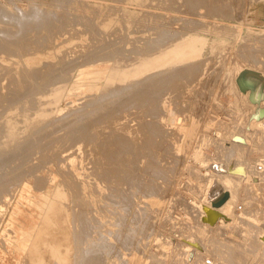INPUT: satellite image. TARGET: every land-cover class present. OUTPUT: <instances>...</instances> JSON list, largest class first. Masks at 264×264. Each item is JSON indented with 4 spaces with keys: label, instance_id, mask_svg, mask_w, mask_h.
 <instances>
[{
    "label": "rangeland",
    "instance_id": "obj_1",
    "mask_svg": "<svg viewBox=\"0 0 264 264\" xmlns=\"http://www.w3.org/2000/svg\"><path fill=\"white\" fill-rule=\"evenodd\" d=\"M31 1V2H30ZM37 1H39V2H37ZM56 2L58 1V0H55ZM63 0H59L57 3H58V5H57V3L56 2H54V0H0V9H2L3 11H4V13H6L7 14V12L6 11H8V12H11L14 8H18V7H20V8H23L25 11L26 10H29L28 9V6H29V8L32 6L31 5V3L32 2H35V3H33V4H35V5H37V6H40V7H42L43 6V4L45 5L44 6V8L43 9H45L46 11H47V9H48V11L50 10H52V11H56V10H60V11H62V10H65V8H66V10L64 11V12H67V13H71V17L72 16H74V14L76 15V16H74V18L76 19V17H78V21H79V19H83L85 22H78L77 20H74L73 19V17L71 18V19H73V20H69V23H68V25H67V23H66V25L65 24H63V26H61V27H58V26H56L57 28H59V29H57L56 27H55V29L56 30H58V31H56L55 29H53V30H55V31H50V32H48V34H31V33H29L30 35H27L25 38H23L24 40H23V42L24 43H26L27 45H29V43H30V45H29V47L26 45V44H24L23 43V46L26 48V50L24 49V47H22V46H20V49L22 50V52H23V54H21V51H20V49H19V54L17 53V54H13V53H15V52H13L12 50L13 49H11L10 50V48H7L6 47V45H3V46H5V47H0V49L1 50H3L4 52L3 53H5V54H7V51H9L8 53H10L11 51L13 52V53H10V54H12L11 56H10V54H7L6 56L4 55V54H2V51L0 50V55L2 54L3 56H5V57H3L2 55L0 56V61H1V63H0V65L2 66V68H0V70H2L3 69V67L6 69H4L3 71H5L7 74V76L4 74V76H2L1 77V75H0V84H3V85H0V88H5L6 89V91H4L5 89H0V92L1 91H4V92H7L8 90L9 91H11L12 90V88L14 87V85H15V87L13 88L14 90H16V92L14 91V90H12V92H8V95H14L15 93H16V95H17V92H18V97L17 96H15L16 97V99H18L19 101H20V99H21V94H23V96L22 97H24V95H25V92L27 91L28 92V89H35L36 91L34 92V93H36L37 92V90H39V89H37V86L40 84L41 85V88L40 89H42V90H39L40 91V93L42 92V93H44L45 91L48 93V91H49V93L51 94V95H53V93H54V95L53 96H51L49 93H48V96H46L47 95V93H46V95L44 96V95H42V94H40V95H38V93L39 92H37V94H35V95H38L37 97L39 98V99H41L42 100V98L43 97H45L44 98V100H42V102H40L39 100H37L38 101V104H39V102H40V106H36L35 108H33L34 107V105H36V102L34 103V102H32V103H34V105L32 104L31 106V108L29 107V106H27V104H28V102H29V104H30V100L29 99H27V98H29L30 96H28L27 98H26V100H27V103H20L18 100H16L15 98H14V96L12 97H9L8 98V95L6 94V96H5V93L4 92H1L0 94V97L2 96H4L3 98L1 97L0 98V108H3L4 109V111L3 112H1V110H3V109H1L0 110V115L1 116H3L4 118L6 117V119H2V121H1V123H3V124H5V126L7 125V126H9V125H11L13 128L15 127V125H17V126H19V124H20V126H24L25 124V126L24 127H28V124H30V121L31 120H33L34 119V116L35 117H37L38 118V109H37V107L40 109V108H42V104L44 103L45 105L43 106V111H42V109H40L41 111H42V113H45L44 111L47 109V106L48 105H52V106H48V109L46 110V113L45 114H47L48 113V115H46L48 118H49V122L47 121V123H44L43 124V126L44 125H46V124H48L49 123V126L47 127V125L46 126H44V128H45V132H44V128L42 129H35V131H36V133H34L33 132V135H35V136H38V133L40 132V134L42 135L43 134V137L42 136H40V134H39V136H38V138L37 137H35V136H33L32 135V132L30 133V134H28V138L30 137V136H32L31 138H34V139H29V140H26V145H28V146H26V145H24L22 148L24 149V151L26 150V148L25 147H28V148H30L32 145L34 146V148H32V149H34V150H32L31 148V151L33 152V153H31V154H29L31 151L30 150H28L29 151V153H27L26 152V154L24 153V151L23 150H21V151H19L20 152V154H21V152H22V155L24 156V154H25V156H28V159H26V157L24 156H20L21 157V161H20V163H18V162H16V163H18V164H16L15 162L14 163H12L13 164V166L16 164L17 166H14V168H12V164L11 163H7V164H5V167H7V168H5L4 166H1L0 168L3 170V171H1L0 172V174H1V181H2V183L0 182V187L1 186H3V185H5L6 187H8V188H10L11 186H13V187H11L10 189H6V190H4L6 187H2V188H4V189H2V188H0V189H2V190H4L2 193H0V197L2 196H5L6 197V203H5V200H4V202L2 201V202H0V211H3L4 210V214H3V216H2V219L0 220V239L1 240H3L4 242H3V244L2 243H0V264H23V260H22V258H21V256H20V254H21V251H20V247H21V245H22V239L25 237V232H27V230H28V227L29 226H31V223L34 225L35 224V222H37L39 219H40V212H39V210H38V205H40L42 202H45L44 200H48V199H51V196L53 197L54 196V194H59V193H62V191L64 190V189H66V190H64L63 192H65V194L63 195V198L62 199H60L61 200V205L63 206V208L64 209H70L71 208V211L70 212H68V213H71V212H73L75 215H76V213L79 211V209L78 208H82L83 206H85V205H83V203H81V201H83V199H78V198H76V197H79V196H76L75 194H77V195H81V194H83V195H91L92 193H90L91 192V187L93 186V184L95 183L99 188H101L102 189V187L104 188V189H106L107 187H106V185H107V183H109L110 181L108 180L109 179V177H105L104 176V173H106V174H108V176L109 175H114V173H115V176H116V173H117V176L116 177H118V174H119V176H122L123 177V174L125 173H123V171H122V169L123 168H126L124 171H126V173H128V178L129 179H138V181H137V183H135V184H132V182L133 181H128L127 182V180H129L128 178H127V176H126V174H125V178L121 181V177H118L119 179H120V181L123 183L124 181L126 182L125 184L123 183L122 185H120L121 186V188H120V191L122 190V196H124V197H122V196H120V197H118V198H122L121 199V201H120V199H118V201H119V204L118 205H124V206H126V208L130 211H127V209H125L126 211H123V213H125L126 212V214H124L122 217H126V218H123V220L125 221V223L124 224H122L123 223V220H122V217L120 218L121 220L120 221H122V223L120 224L121 226H123V227H119V228H121V230H119V228H118V234H117V236H116V233H115V235H113L112 237H111V241L109 242L110 243V247L109 248H111L112 249V251H113V253H112V251H111V249H109V251H107V253H105V254H107V256H105V254L103 255V252L102 253H99L100 254V259L101 260H103V261H105V263H107V264H121V262H122V260H121V262L119 263V259L118 258H120V257H118V256H122V254L123 255H125V253L127 254V253H130V252H132V250H130V248L129 247H131V249L133 248L132 246H134V248H133V252L135 251V249H138V251H145V252H152V254H150V260H148V261H146L145 263L146 264H160V263H157V261L158 262H160V261H162L163 263H161V264H190V261H187V260H185V257H184V251H185V248L186 247H184L183 246V242H181L182 240V238H183V236L184 235H187V229L188 230H197V228H200V229H202L198 224H197V219H199V216L197 215L198 213H201V211H200V207H199V204H206V203H210L211 202V199H212V194L214 195V193H215V190H213L214 189V186L216 185V183L215 182H217V180L215 179L216 177L215 176H213V174L215 173V171L213 170V168H212V165H213V163H215V162H218V163H220V164H224L225 166H226V164H227V162L229 163V161H232V160H234V156L232 157V156H230V155H228L227 156V158H225L226 157V155H224L223 156V151H221V150H219L220 148L223 150V147H224V142L225 141H229L230 140V135H243L244 137H245V143H244V148L242 149L243 150V152H245V155L247 156V158H249V159H245V162H246V160L248 161V162H251V164H252V166H253V168H254V166L256 165V164H263V167H264V128H262V127H260V128H256V126H253V129L252 130H246L244 127V124L246 125V122L248 121V119H250V117L252 116L251 115V112L253 111L252 109V106H250L249 104H248V102H247V100H246V97H245V94H244V92H242L241 90H240V88L238 87V85L235 83V77L237 76V73L239 72V70L241 69V68H243V67H247V68H251V69H256L255 67H257V71H259L263 76H264V0H217V4L216 3H214L215 2V0H210V2H209V0H205L204 2H202L203 0H200L201 2H198V1H196V0H194V1H192L193 2V4L194 5H197L198 6V9H196L195 7H197V6H194V8L193 9H191L193 6H192V2L190 3L188 0H185V3H182L183 1L182 0H177V2L175 1V0H172V2H169L170 4H171V6H174V7H172V8H168V9H166L168 12H169V16H168V13H167V11L165 10V8H162V7H160V6H155V5H153L155 2H154V0H151L152 1V3H151V5H150V3L148 4V2L147 1H145V0H125V1H127V2H125L124 0L122 1V0H81V1H79V2H76V0H69V1H67V0H65L66 1V3L63 1ZM72 1V2H71ZM141 1H144V2H141ZM149 1V0H148ZM156 1V0H155ZM174 1V2H173ZM188 1V2H187ZM26 2H30L29 4L28 3H26ZM40 2H42V3H40ZM60 2V3H59ZM69 2H70V4H69ZM85 2V5L87 6V8L85 7V5L83 4V3ZM86 2H87V4H86ZM122 3L123 4V6H122V4H120V3ZM150 2V1H149ZM196 2V3H195ZM198 2V3H197ZM37 3V4H36ZM55 5H54V4ZM65 4V5H62V4ZM71 3L73 4V6H71ZM92 3V4H91ZM95 3H99L98 5L96 4L95 5ZM124 3H127L128 5H124ZM140 3V4H139ZM143 3V4H142ZM147 3V4H146ZM187 3V6L185 5ZM191 5H190V4ZM204 3V4H203ZM205 3H211V5H206ZM219 3H220V6L216 9V8H214V6H216V5H219ZM40 4V5H39ZM51 4H53V5H51ZM68 4V5H67ZM76 4V5H75ZM83 4V5H82ZM141 4H142V6H144V7H142L141 6ZM145 4H146V6H145ZM177 4H180V5H177ZM199 4H200V6H199ZM203 5V7H202V5ZM214 4H216V5H214ZM57 5V6H56ZM62 5V8L61 7H59V6H61ZM67 5V7H65ZM70 5V6H69ZM83 7H82V6ZM88 5L90 6V7H88ZM94 7H96V8H94ZM130 5V6H129ZM140 5V6H139ZM206 5V6H205ZM246 5V6H245ZM78 6H80V7H78ZM99 6V7H98ZM112 6V7H111ZM114 6V7H113ZM189 6V7H188ZM190 6H191V8H190ZM211 6H213V7H211ZM242 6H244V7H242ZM54 7V8H53ZM57 7V8H56ZM65 7V8H64ZM84 7H85V9H84ZM105 7H111V9L110 8H108V9H110V10H108L107 8H105ZM118 7V9H117V12H118V10L120 9V8H123V11L121 10V12L119 11V13H115L116 12V10L114 11L113 9L115 8H117ZM120 7V8H119ZM175 7H177L176 9H174ZM179 7V8H178ZM204 7H210V8H212L214 11H208L207 12V10H211V9H208V8H204ZM56 8V9H55ZM67 8H71L70 9V12H69V10L67 9ZM74 8V9H73ZM92 10V13H91V10ZM103 8L104 9H107V10H105V11H103ZM155 8V9H154ZM190 8V10H189V12H188V9ZM204 8V9H203ZM76 9V10H75ZM81 9H84V10H81ZM95 9V10H94ZM99 9V10H98ZM102 11H101V10ZM125 9V10H124ZM129 10V11H127V10ZM134 9H136L135 11H134ZM156 9L159 11H156ZM177 9H179L178 11L180 12H176V10ZM194 9H196V10H194ZM88 10V11H87ZM112 10V11H111ZM132 10V11H131ZM148 10V11H147ZM163 10V11H162ZM205 10H206V12H205ZM217 10V11H216ZM3 11H2V13H3ZM83 11H85V12H83ZM100 11V12H99ZM112 12L114 15H112V13H110V12ZM126 11V12H125ZM134 11V12H133ZM146 11V13L147 14H145L144 12ZM149 11H154V13H156V14H154L153 12L151 13V12H149ZM165 11V12H164ZM173 11L175 12V14H173ZM185 11H187V13L185 12ZM198 12L199 14H200V16H199V14L197 15V13H196V15H195V13H193V12ZM0 12H1V10H0ZM87 12V13H86ZM123 12V13H122ZM131 13V12H133L132 14H133V16L134 15H136L135 16V20H133L132 18H134V17H132V14H129L128 15V13ZM171 12V13H170ZM72 13H73V15H72ZM82 13H83V16H81L82 15ZM103 13H104V15H103ZM108 13V14H107ZM126 14L127 13V15L128 16H124V15H122V14ZM135 13V14H134ZM138 13H141V14H138ZM142 13H143V15L145 14V16H143L142 15ZM151 15H150V14ZM177 13V14H176ZM11 13H8V15H10ZM99 14V15H98ZM118 14L120 15V17L121 16H123V18L121 17V18H119V16H118ZM149 14V15H148ZM160 14V15H159ZM163 14V15H162ZM180 14H181V16H180ZM183 14V15H182ZM87 15V16H86ZM88 15H89V17H88ZM101 15H102V17H101ZM106 15V16H105ZM108 15V16H107ZM110 15V16H109ZM116 15V16H115ZM131 15V17H129ZM143 17H142V16ZM154 15V16H153ZM157 15H159L158 17H155V16H157ZM187 17H186V16ZM192 15V16H191ZM195 15V16H194ZM87 17V18H83V17ZM96 16V17H95ZM105 16V17H104ZM138 16H140V17H142V18H140V17H138ZM152 16H153V18H152ZM163 16H164V18H163ZM182 16H184V17H182ZM191 18H193V19H190L189 17ZM196 16H198V19H197V17ZM206 16V17H205ZM82 17V18H81ZM93 17H95L96 19H97V21H96V19L94 20L93 19ZM98 17V18H97ZM113 18V19H109V18ZM114 17H116V18H114ZM117 17H118V19H117ZM126 17V18H125ZM149 19H148V18ZM160 17V18H159ZM199 17H200V19H199ZM0 18H1V23H3V22H5L4 20L5 19H3L1 16H0ZM70 18V17H69ZM91 18V19H90ZM102 18H103V20H102ZM104 18H106V19H104ZM108 18V19H107ZM128 18V19H127ZM129 18H130V20H133V21H131V22H129L130 20H129ZM144 18V19H143ZM156 18V19H155ZM173 18V19H172ZM175 18V19H174ZM178 18H179V20H178ZM180 18H185V20L187 19H190L191 21L188 23V21L187 22H184L183 23V19H180ZM194 18H196V20H198L197 22H196V20H194ZM202 18V19H201ZM206 18V19H205ZM92 20V21H90V20ZM100 19V20H99ZM120 19V20H119ZM126 20V21H123V20ZM136 19H138V21L136 20ZM140 19V20H139ZM167 19V20H166ZM171 19V20H170ZM2 20H3V22H2ZM83 20H81V21H83ZM89 20V21H88ZM102 20V21H101ZM107 22H106V21ZM117 20V21H116ZM129 20V21H128ZM153 20H155V21H153ZM165 20V21H164ZM169 20V22H167ZM174 20H176V21H174ZM200 20V21H199ZM249 20H250V22H249ZM72 21H74V22H72ZM75 21H76V23H75ZM88 21V22H87ZM100 21H101V23L103 24V26L104 27H102L101 25H99L100 24ZM111 21V22H110ZM112 21H114V23L112 22ZM116 21V22H115ZM122 21L123 23H127V25H123V23L121 22V24H120V22ZM146 21H147V23H146ZM153 21V22H152ZM157 21H158V23H161V24H164L165 25V23H168V24H170L169 25V27H168V24H166L165 26H167V27H165V26H163V25H158V23H157ZM161 21H163V22H161ZM174 22V23H170V22ZM195 21V23H193ZM9 22H11V21H9L8 20V23H7V19H6V22L4 23V24H1L0 23V28L2 29V28H4V29H6V31H11L12 29L14 30V23L12 22V23H9ZM65 22V21H64ZM70 22H71V24H70ZM88 24H87V23ZM90 22V23H89ZM91 22H94L93 24H95V25H97V23H98V25L97 26H95V25H93ZM97 22V23H96ZM103 22H105V23H103ZM109 22V23H108ZM143 24H142V23ZM201 24V26H200V24ZM202 22V23H201ZM206 22H209V23H206ZM226 22V24L224 25V23ZM81 23L82 24H84L83 26H81L80 27V25H81ZM111 23V24H110ZM117 23V25H118V27L116 26V25H113V24H116ZM131 23V24H130ZM138 23H140V24H142L143 26H146L148 23L150 24V26L153 24V25H155L156 27H165V28H167V29H169L170 28V31L171 32H173V35L175 34H177L176 36H178L179 35V37L180 36H182L181 34H183V35H188V36H191V35H196L197 37H198V42H196L195 43V45H194V48L195 47H198V49L197 48H195L196 49V51L193 53H190V54H188V55H185L184 57L185 58H177V59H173L172 61H171V63H173V66H174V68L175 67H177V68H175V69H179V70H185L186 69V71H187V69H189L190 67L192 68V66H193V64L196 62V59L197 60H199L200 59V61H198L197 63H195L196 64V66L197 65H199V68H198V66H197V68H198V71L196 70L197 68H196V66H195V64H194V72H196V74L195 73H193V72H190V71H192L191 69L190 70H188L189 71V73H191V75H192V77L191 78H193V80L194 81H196L195 79H198V78H200V80L198 79V81H197V84L195 83V84H193L194 82H193V80L192 79H190V78H188L187 79V77H190L189 75V73H188V71L186 72V71H180V75H178L176 72H178L179 73V70L178 71H176L175 69V71L173 70V68L171 67V72L170 73H172V76L174 77H172V76H170L171 74H169L168 75V73L169 72H167V71H170L169 69L167 70V71H165L162 75H168L169 77H171V80H175L177 77H179V78H181L180 80L178 79V81H179V83H180V81L183 79V80H185L186 81V83L187 82H189V83H191V84H189L188 85V83L185 85V81H181V84H179L178 83V81H177V79L175 80V82H173V81H171L170 80V83L168 84V86L170 87V84L171 85H173V86H171L172 88H169L166 84H162V86H164L162 89H161V85H160V83L158 82L157 84H159V85H156L155 84V86H153L152 85V87H153V89H154V87H155V91H157V92H153L154 94H153V96L155 97V98H153V99H156V98H158V101H161V100H164L165 101V99L166 100H170V101H165V103H164V101H161V102H159L158 104H157V102H156V105H159L160 103H162L161 105H159L160 106V108H159V110L162 112H160V111H158V113H160L159 114V116L161 115V114H163L164 112L165 113H167V111L168 110H171V112H173V114H172V116H170L168 113L167 114H163L162 116H163V118H162V116H161V118L157 121V122H155L156 124H154L155 126L154 127H156V126H158L159 125V127H161L162 126V128H166L167 129V131H165L164 129H162V128H159V127H157L156 128V132L154 133L155 135H154V139H153V137L151 138L152 140H151V143H150V146H153V145H155L156 143V145H158V143H159V145L161 144V142L163 143L164 141V143L161 145V146H159L158 145V148L160 147V149H158L157 148V146L155 147V146H153V148L152 147H150V148H148V150H147V148H144V150L145 151H143V148H142V151H139V150H141L139 147L137 148V149H134L135 151H133V149L131 148H127V150L129 151L130 150V152H128L127 153V151L125 150H123V149H121L122 148V145H119V144H122V143H120L121 141H120V139L122 140V138L124 137V135H123V137H122V133L123 132H121L122 131V129H121V123L122 122H119L117 119V115H115V114H117V113H119V120H120V117H121V119H123L124 120V118L125 119H128L129 118V116H130V118H131V116L133 115L132 113H130L129 115H128V111L126 112V111H123V114H125V112H126V116H123V114H121L122 112V108H125V107H123L122 105L125 103V104H127V102H126V100H128L127 98L125 99V97H123L124 98V100H123V98H121V96H124L125 94V91L122 93H120L121 95H119L118 93L116 94V95H118V96H120V101L119 100H117L118 98V96H115V94H114V96H113V98L115 99V101L114 100H112V98H111V100L110 101H108L109 99L108 98H106V99H108V100H106L105 98H103V99H101L100 101L101 102H103L104 104H102V103H100V105H98V102H95L94 104H93V102H92V105L90 104L89 106L91 107V111H89L90 110V107L89 106H87L86 107V109L85 110H88V111H84L88 116H89V113H90V115H92L91 117H95V116H100L99 114H101V119L99 118H97V117H95L94 119H93V121H92V118L89 116H86V114H84L83 112H81V114L79 115L78 114V112H80V111H83V108L81 109V107L79 108V105L81 106V100H83V98H86L85 97V95L87 96V95H89V96H91V94H95V93H97V91H98V89H100L101 87H104L105 85H107V87L109 86V82H111V83H116V82H121V80L123 79V78H125V79H123V80H125V81H127L129 78H131L132 77V72L130 73H128L127 74V70H129V71H131L129 68H130V66H131V68L134 66L133 64L135 63V59H132L133 58V56L132 57H130L131 55H130V53H132L131 52V50H134V48H136L135 47V45L133 44V46H131L129 43H134L133 41L134 40H132L133 39V37L134 36H140L141 35V30H139V29H141V28H143L144 29V27H140L139 28V26H140V24H138ZM145 23V24H144ZM185 23H188L190 26H188V24H185ZM190 23H192L193 25H191ZM198 23V24H197ZM214 23V24H213ZM75 24V26H77L78 27V29L79 30H82V31H78V29H77V27L75 28V26H73V25ZM77 24H79V25H77ZM136 25V26H132V25ZM148 24V25H149ZM179 24V25H178ZM206 24V25H205ZM217 24V25H216ZM64 25H65V27H66V29L67 30H71V28H72V30L74 31V32H76V30L79 32H76L77 33V36H75L76 35V33H74L72 30L69 32V31H66V29H64L65 27H64ZM72 25V27L70 28V26ZM89 25V26H88ZM90 25H92V26H90ZM109 26V27H107V26ZM112 25V26H111ZM120 25H122V26H120ZM146 26V27H149V29L148 30H153V29H157L156 27H154L153 25L150 27V26ZM202 25H204L203 27H202ZM209 25V26H208ZM213 25V26H212ZM214 25H215V27H214ZM221 25V26H220ZM223 25V26H222ZM69 26V28H67ZM86 26H88V27H86ZM96 27L97 29H95V31H94V29H92L93 27ZM99 26V27H98ZM100 26H101V28H104L103 30H104V32H106V33H108V34H103V36L101 35L100 36V34L101 33H103L102 31H101V28H100ZM111 26V27H110ZM113 26L114 27H116V29L115 28H113ZM129 27V26H132V27H134V28H132V27H130V28H127V27ZM74 27V28H73ZM85 28V30H88V31H86L88 34H90L91 35V32H92V30L94 31L93 32V34H92V37L94 38V37H96L97 36V38L98 39H100V40H97V38H94V40H93V38H91V36L90 35H88L86 32H85V30L84 29H82V28ZM94 27V28H95ZM108 28V30H107V28ZM123 27H125L124 29L125 30H123L122 31V29H120V28H123ZM136 27V28H135ZM137 27L139 28V29H137ZM173 29H172V28ZM179 27V28H178ZM193 27V30L191 29ZM212 27H214V28H212ZM241 27V28H240ZM61 28V29H60ZM87 28V29H86ZM106 28V29H105ZM109 28H113L112 30L114 31H112L111 29H109ZM119 28V29H118ZM127 28V29H126ZM182 28V29H181ZM183 28H185L184 30H183ZM187 28V29H186ZM190 28V29H189ZM195 28V29H194ZM218 28V29H217ZM220 28V29H219ZM222 28V29H221ZM3 29V30H4ZM8 29V30H7ZM76 29V30H75ZM90 29V30H89ZM133 29H136V30H133ZM177 29H179V30H181V31H183V33H181L180 31H178L177 33H176V30ZM12 30V31H13ZM59 30H60V34H59ZM64 30V35H63V32L62 31ZM100 30V32L98 33L97 31H99ZM107 30V31H106ZM115 30H117V31H119V32H117V33H115L116 31ZM126 30H128L129 32L131 31L132 33H129L128 34V31H126ZM188 30V31H187ZM191 30V31H190ZM218 30V31H217ZM250 30V31H249ZM85 32L86 33V36H83L85 33H82V32ZM91 31V32H90ZM111 31V32H110ZM120 31L122 32V34H123V36L126 34V32H127V34H128V36L126 35L125 36V38L127 39V38H129L128 40H129V43L128 42H125V38H122V37H120V36H117V35H122V34H118V33H120ZM136 31V32H135ZM139 31V33H137ZM141 31V32H140ZM174 31H175V33H174ZM216 31V32H215ZM249 32V34H247L248 32ZM51 32H52V34L56 37V35L57 34H59V35H57V37L56 38H54V36H51L52 34H51ZM55 32V33H54ZM58 32V33H57ZM61 32H62V34H61ZM66 32V33H65ZM68 32V33H67ZM96 32H97V34H96ZM114 34H113V33ZM214 32V33H213ZM70 33H71V35H70ZM72 33H73V35H74V37H72L73 35H72ZM81 33V34H80ZM94 33H95V35H94ZM111 33H112V36H113V38H112V36H111ZM125 33V34H124ZM218 35H217V34ZM66 34V35H65ZM68 34H69V36H70V38H72V39H68ZM84 39H82L81 37L79 38L78 36L79 35ZM99 34V35H98ZM110 34V36H108ZM116 34V35H115ZM166 34H168V32H166ZM165 34V36H166V39H167V37H169V35L170 36H172V33H169V35H166ZM255 34H257L256 36L257 37H255ZM23 35V34H22ZM21 35V36H22ZM24 35H26V34H24ZM43 36L44 35V37H42V38H46L47 36V41H48V43L49 44H51L52 42V45H48V47H47V44L46 43H43V42H41L42 40L44 41V42H47L46 41V39H40V37L41 36ZM62 35V36H61ZM174 35V36H175ZM245 35H247V36H245ZM260 37H259V36ZM262 35V36H261ZM31 36V37H30ZM34 36L37 38V36L39 37V38H34ZM49 36H51L50 37V40L52 39V37H53V40H52V42L51 41H49L48 39H49ZM65 36V37H64ZM66 36H67V39H66ZM87 36H90V40H88V37ZM107 36V37H106ZM115 36V37H114ZM29 38V39H26V38ZM33 37V38H32ZM61 37H63V38H61ZM76 37V38H75ZM78 37V38H77ZM99 37H102V38H99ZM104 37V38H103ZM111 39V40H113V39H115V41L113 40V42H115L117 45V47L119 46V45H125L126 44V46H127V48H126V46H125V48H126V51H130V53H125V49L123 48V46H122V49H121V47L118 49L117 47H115V43L113 44V43H111V40L109 39V38ZM132 37V38H131ZM255 37V38H254ZM65 38V39H64ZM106 38V39H105ZM108 38V39H107ZM120 40V42H119V40ZM122 38V39H121ZM154 38V37H153ZM158 38V37H157ZM177 38V37H176ZM258 38H259V40H258ZM260 38L262 39V40H260ZM35 39H36V41H35ZM96 39V40H95ZM102 39V40H101ZM103 39H104V41H103ZM135 39V38H134ZM247 39H249V40H247ZM30 40V41H29ZM41 40V41H40ZM64 40V41H63ZM91 40H93V43L92 42H90ZM105 40H107V41H105ZM110 40V42H108ZM118 40V41H117ZM121 40H124V41H121ZM127 40V41H128ZM29 41V42H28ZM32 41H33V43L34 44H36V46H34V44L32 43ZM35 41V42H34ZM59 41H63V42H59ZM96 41H97V44H96ZM101 41V42H100ZM117 41V42H116ZM202 41V42H201ZM4 42H6V41H4ZM38 42V43H37ZM40 42V43H39ZM51 42V43H50ZM59 44H58V43ZM94 42H95V44H94ZM100 42V43H99ZM104 42V43H103ZM121 42H123V44H119V43H121ZM42 43L43 44H45V46L44 45H42ZM76 43H78V44H80L79 45V47H78V44L76 45ZM85 43H87L86 45H85ZM89 43H91L92 45H89ZM98 43L99 44H101V46L102 47H106L104 50H106L107 48V50H109V48H110V50L109 51H107L106 53H105V51L104 50H102L103 48L102 47H99L100 45H98ZM105 43H107V44H105ZM111 43V44H110ZM204 43H205V45H204ZM6 44V43H5ZM38 44H40L41 45V47L43 48V47H46L47 49L44 51V52H41V51H43L42 49H40L41 47H40V45H38ZM53 44H58L57 46H53ZM93 44H94V46H93ZM103 44H105V45H107V46H104ZM110 44V45H109ZM128 44V45H127ZM22 45V44H21ZM40 47H38V46ZM72 45H73V48H75V50H79V52L81 51V48H82V50H83V52L81 51V53H79V54H81L80 56H81V58H80V56H79V54H78V50L77 51H75V50H73V51H71L72 50ZM75 45L77 46V47H75ZM89 45V46H88ZM98 45V46H97ZM33 46V47H32ZM81 46V47H80ZM85 46V48H83ZM93 46V49L95 48V51H96V49L99 51V54L100 55H102V56H104V53H105V59H104V57H101L100 55H98V53L97 52H95L91 47ZM97 46V47H96ZM112 46V47H111ZM128 46H130V49L131 50H127L129 47ZM31 47V49H33L34 47H36V48H34L33 49V52L35 53H33L32 52V50L30 51V49H28L27 50V48H30ZM49 47H51V48H49ZM53 47V48H52ZM65 47H67L66 49H65ZM70 47V48H69ZM87 47H90L89 49H91L92 51H90V50H88L87 49ZM113 47H115V49L113 48ZM4 48H7L6 50H4ZM77 48V49H76ZM80 48V49H79ZM101 48V49H100ZM112 48L114 49V50H112ZM40 49V50H39ZM61 49H62V51H61ZM65 49V50H64ZM67 49H69V51L67 50ZM124 49V50H123ZM194 49V50H195ZM200 49V50H199ZM39 52H38V51ZM54 50V51H53ZM66 51V52H64V51ZM115 50H117V53H116V51ZM122 50H123V52L125 53V55H127L128 54V56H125V58H122V57H124L123 56V52H122ZM199 50V51H198ZM6 51V52H5ZM25 51V52H24ZM37 51V52H36ZM71 51V52H70ZM90 54L91 52H92V54H90V55H88V53ZM100 51H104V53L102 54ZM114 53H113V52ZM118 51H120V52H122L121 54H122V56L121 57H118L116 54H120ZM215 51H216V53H215ZM27 52H29L28 54H27ZM31 52V53H30ZM65 53V56H64V53ZM72 54V56L70 55V53ZM86 52V53H85ZM114 54H112V53ZM198 52V53H197ZM213 52H214V54H213ZM66 53H68L69 54V56H71V57H69L68 55V57L66 56ZM77 54L76 56H75V54ZM83 53V54H82ZM109 53H111V54H109ZM25 54V55H24ZM94 54H97L96 55V57L94 56ZM109 54V55H108ZM194 54V55H193ZM14 55V56H13ZM22 57H21V56ZM56 55V56H55ZM59 55L61 56H63L64 57V59L62 58V56L61 57H59ZM84 57H83V56ZM86 55L88 56V58H90L91 56H92V59L93 60H91V58H90V61H89V63H86V61L87 60H89L88 58L86 59ZM116 57L117 56V58H118V60L121 62L120 63V65H117L118 63L117 62H119L118 60H116L115 62H116V64L114 63V65L116 66V69H115V66L112 64L113 62H114V60L115 59H117V58H115L114 57V59H113V57ZM102 58H100V57ZM107 56H109V59H107L108 57ZM120 56V55H119ZM8 57V58H7ZM9 57H10V59H12V60H10L9 59ZM12 57V58H11ZM18 59H17V58ZM61 59V61L59 60V58ZM77 58V59H72V58ZM79 57V58H78ZM93 57H95V58H93ZM100 58V59H98V58ZM110 57H111V59H110ZM127 57H130L129 59L131 60V62H132V60H133V62L131 63L130 62V65L128 64L129 63V59L127 60L126 58ZM6 58V59H5ZM19 58L20 59H22L21 61H23V63L19 60ZM56 58V59H55ZM68 58H70L69 60H68ZM82 58H84V59H82ZM120 58V59H119ZM57 59L59 60V61H57ZM65 59H67L66 60V62H64L65 64H63V60L65 61ZM96 59H98V60H96ZM104 59V60H103ZM122 59V60H121ZM123 59H124V61H123ZM14 60V61H13ZM15 60L16 61H18V62H15ZM70 60H73V61H75L76 60V62H75V65H76V67H75V65L73 64V62H72V64L74 65V67H73V65H71V62H69ZM82 60V61H81ZM94 60H95V63H94ZM102 60V61H101ZM126 60L128 61V62H126ZM189 60L191 61V62H189ZM193 60H195V61H193ZM205 61V62H203L204 63V65H202V61ZM13 63H15V65H13L12 64V62ZM44 62V61H49V62H47L48 63V65H47V63H46V65H43V66H41L40 67V63L41 62ZM51 61H55L54 63L53 62H51ZM56 61H57V63L62 67L63 65V69L65 70V68L68 70H65V72H63V69L61 68L60 70H59V67L60 66H58V69L56 68V69H53V65H54V67H56L58 64L56 63ZM80 61V62H79ZM192 61H193V64H192V66H191V63H192ZM10 62H11V65L13 66V70H11L12 68L11 67H8V69H7V67L6 66H4V65H9L10 64ZM42 62V63H43ZM50 62H51V64H53L52 65V68H51V65H49L50 64ZM68 62V63H67ZM77 62H79V65H77L78 63ZM84 62V64L83 65H81L80 63H83ZM88 62V61H87ZM124 62H125V64H124ZM136 62H137V59H136ZM175 62V63H174ZM187 62H189L188 64H187ZM4 63V64H3ZM6 63V64H5ZM19 63H21V64H19ZM33 63H35L34 64V68H33ZM42 63H41V65H42ZM57 65H56V64ZM127 63V64H126ZM181 63V67H179L180 64ZM185 63H186V65H185ZM198 63H200V64H198ZM17 64V65H16ZM30 64H31V66H30ZM44 64H45V62H44ZM69 64V65H68ZM122 64H124L125 65V67L122 65ZM174 64H176V65H174ZM207 64V65H206ZM259 64V65H258ZM10 65V66H11ZM20 65V66H19ZM24 65V66H23ZM36 65H37V67H36ZM56 65V66H55ZM67 65H68V67H67ZM73 67V70H72V67ZM113 65V66H112ZM126 65H127V67H128V65H129V67L128 68H126ZM136 66H137V64H135ZM24 67V68H26L25 66H27V68H26V70H24V68L21 70L19 67ZM30 66V67H29ZM48 66V67H47ZM112 66V67H111ZM118 66H120V67H118ZM182 66H184V67H182ZM190 66V67H189ZM202 66H203V68H202ZM15 67V68H14ZM28 67L31 69V70H29L28 69ZM35 67H36V70L38 71V73L37 72H35L36 70H35ZM38 67H40V69L38 68ZM48 68V70H49V68H51L50 70H49V72L48 71H46V72H48V73H46L44 70H46L47 68ZM126 68V70L123 68ZM135 67V66H134ZM187 67H189V68H187ZM39 70H38V69ZM41 68H43V70L41 69ZM71 68V69H70ZM111 68V70H110V73H109V69ZM113 68H114V71L116 72L118 69L120 70V72L122 71L123 72V75H121V76H119L118 78H117V74L119 73V75H120V72H119V70L117 71V74L116 75H112V70H113ZM202 70H201V69ZM34 69V70H33ZM122 69V70H121ZM9 70V71H8ZM18 70H21V71H18ZM31 71V73H32V75H31V73H26L27 71ZM40 70H42L41 72H40ZM52 70V71H51ZM70 70V71H69ZM79 70V71H78ZM8 71V72H7ZM14 71V72H13ZM16 71V72H15ZM17 71L18 72H20L19 73V76H21V74H23L24 76H21V77H27L28 75H30L28 78H30L29 80L27 79V81L28 82H26V78H25V80H24V83H23V81H21V80H23L24 78H21L20 79V81L19 80H16V77H15V73H17ZM55 72V71H57V72H55V75H56V77L54 76V75H51V74H53V73H51V72ZM73 71V72H72ZM125 71H127L126 73H125ZM201 71V74L199 75L198 74V72H200ZM2 72V71H1ZM4 72V73H5ZM9 72H12L13 74H9ZM26 73V74H24V73ZM39 72H40V74H39ZM42 72L43 73H46V74H42ZM62 72V73H65L66 74V76H67V74L69 75V79H66L67 77L66 76H63V78L65 77V80L63 79V81H62V76H60V75H62V74H60V73ZM68 72V73H67ZM107 72H108V75H107ZM166 72H167V74H166ZM173 72H175V73H173ZM36 74V77H35V74ZM49 73H51V74H49ZM184 73H186V75H187V77L185 78V77H182V76H184L185 74ZM2 75H3V72L1 73ZM9 74V75H8ZM109 74L110 75H112V76H109ZM173 74H177L176 75V78H175V75H173ZM183 74V75H182ZM194 74V75H193ZM10 75H12L13 76V78H15V79H13V78H11L10 77ZM17 76H18V73L16 74ZM43 75H48V76H45L46 78H43L42 76ZM51 75V78H52V81L51 80H49V79H51L49 76ZM57 75H58V77H57ZM137 76L138 75V73H136L135 72V70L133 71V76ZM185 75V76H186ZM196 75V76H195ZM197 75H199V76H197ZM6 76V77H5ZM9 76V77H8ZM18 76V78L17 79H19L20 77ZM33 76V77H32ZM39 76V77H38ZM43 79H42V78ZM75 77V78H74ZM108 77H110V80L108 79ZM158 75L156 76L155 75V78H157V80H158ZM37 79V81H38V79L39 78H41L38 82L36 81V80H33V81H36L37 82V84L38 85H36V82H33L34 84H35V87L33 86L34 84L30 81V80H32V79ZM59 79V81L58 82H60V80L62 81V82H60V83H58L57 84V82L55 81V79ZM114 78V79H113ZM122 78V79H121ZM154 78V79H155ZM173 78V79H172ZM195 78V79H194ZM9 79L12 83H13V85H12V83L8 80ZM108 79V80H107ZM118 79V80H117ZM153 79V78H152ZM152 79H151V81H152ZM154 79H153V82H155L154 81ZM188 81H187V80ZM3 80V81H2ZM6 80V81H5ZM16 80V81H15ZM48 80V81H47ZM68 82H67V81ZM105 80H107V83H105L104 81ZM117 80V81H116ZM122 80V82H124ZM156 80V79H155ZM13 81H15V83L13 82ZM17 81H19V82H21L22 84H24V86L26 85V84H29V82L30 83H32L33 85H31L33 88H31V86L29 85H26L25 86V89H24V86L23 85H21V83H20V85L19 84H17L18 82ZM42 81V83H39V82H41ZM51 83H50V82ZM56 82V84L57 85H55V82ZM67 82V85L66 84H64V85H62L61 83H65V82ZM150 81V80H149ZM150 81V82H151ZM190 81H192V82H190ZM2 82V83H1ZM8 82H10V84H8ZM26 82V83H25ZM48 84H47V83ZM173 82V83H172ZM183 82H184V87L182 86V84H183ZM5 83L6 84H8V85H10L12 88H9V86H8V89L6 88L7 86L5 85ZM44 83H45V85L46 86H44ZM52 83H54V84H52ZM75 83V84H74ZM104 83V84H103ZM179 84L180 86H182L184 89H186L187 88V92H190V95L192 96V97H190V95H188V94H185V93H187V92H185L186 90H184L183 88L181 89L180 88V86L179 85H176V84ZM17 84V85H16ZM54 87V86H64L65 87V85H66V87H65V89H62V91H61V88H64V87H58V89H57V87L55 88V90L57 89V91H55L54 89H51L50 90V88L52 87L51 85ZM174 84L177 86V88H179V89H177L176 88V86H174ZM48 85H50V86H48ZM90 85V86H89ZM91 85H92V88H91ZM191 85V86H190ZM2 86V87H1ZM5 86V87H4ZM17 86V87H16ZM20 86H23V89H22V87H21V89L19 90L18 88H20ZM27 86H28V88H27ZM77 86V87H76ZM93 86H94V88H93ZM157 86H159V88H160V91H158V88L156 89V87ZM166 86L170 89V91L169 90H164V88L165 89H168V88H166ZM187 86H189V87H191V88H189L188 89V87ZM30 87V88H29ZM45 87V88H44ZM48 88V90H45V89H47ZM50 87V88H49ZM52 87V88H53ZM72 87V88H71ZM74 87V88H73ZM76 87V88H75ZM88 87H89V90H88ZM152 87H149V89H151ZM175 87V88H174ZM27 88V89H26ZM96 88H97V90H96ZM11 89V90H10ZM133 89H135V90H137V88H133ZM153 89H152V91H153ZM174 89H177V90H174ZM192 89V90H191ZM21 90H23V91H25V92H23V91H21ZM53 90V91H52ZM132 90V89H131ZM130 90V91H131ZM135 90H134V92H135ZM163 90V91H162ZM173 90V91H172ZM179 90H184V92L182 91V93H181V91H179ZM13 91H14V94H11V93H13ZM31 91V90H30ZM44 91V92H43ZM51 91V92H50ZM55 91V92H54ZM61 91V92H60ZM126 92V97H128L129 98V95H132L134 92H133V90L131 91V92ZM151 91V92H152ZM166 91H168V93H166ZM174 91H177L176 93H181V95L184 97V96H186L187 97V99H189V97L191 98V102L189 103L188 101H186L187 99H186V97L185 98H181L182 96L181 95H177ZM26 92V96H27V93ZM63 93V94H59V93ZM160 93V95H158L159 93ZM170 92H171V94L173 93H175V95H171L170 94ZM129 95H128V94ZM132 93V94H131ZM156 93H157V95H156ZM162 93V94H161ZM2 94H4V95H2ZM122 94H124V95H122ZM169 94V95H168ZM19 95H20V97H19ZM56 95V96H55ZM58 95H60V96H58ZM156 95V96H155ZM168 97H167V96ZM177 95V96H176ZM188 95V96H187ZM42 98H41V97ZM89 96H87V97H89ZM159 96V97H158ZM162 96H164V97H162ZM169 96H170V98H169ZM172 96H173V98H172ZM51 99H50V98ZM55 97V98H54ZM58 97L60 98V100L58 99ZM9 99V101L8 100H6V99ZM13 98V99H12ZM37 98V99H38ZM47 98V99H46ZM48 98H49V100H48ZM54 98V99H53ZM131 98V97H130ZM168 98V99H167ZM176 98H178V99H176ZM182 100H181V99ZM3 101H2V100ZM57 99V100H56ZM79 99V100H78ZM105 99V102L103 101ZM176 99V100H175ZM183 99H186V100H184L183 101ZM5 100V101H4ZM14 101V102H16L15 103V105H14V102L12 103L11 101ZM45 100H47L46 101V103H45ZM50 100H51V102H50ZM55 100L58 102H55ZM116 100H117V102H116ZM172 100H174V102L172 101ZM178 100L180 101V103H182V102H184V106L182 105L181 106V104H178L177 105V103H179L178 102ZM44 101V102H43ZM52 101H54L53 103H52ZM106 101H107V103L110 105H108L107 103H106ZM112 101H114L113 103L115 104L116 103V106H117V108L119 109V111L121 112H119L118 111V109H116V106L115 107H112V104H110ZM121 101H123V103L121 102ZM130 101H131V99H130ZM128 102V103H131V102ZM175 101H177V103L175 102ZM7 103L6 105H3L2 106V104H5V103ZM8 102H9V104H8ZM19 102V103H18ZM65 102V103H64ZM71 102V103H70ZM75 102V103H74ZM119 102H120V104H119ZM167 102V103H166ZM10 103H12V104H10ZM49 103V104H48ZM68 103H70V104H68ZM79 103V104H78ZM97 103V106H101V107H99L98 109H97V107L95 106V104ZM174 103V104H173ZM186 103H189L190 105H188L187 106V104ZM19 104V106L18 107H22V106H25L24 107V111H26L27 109V111H29V110H31L32 108V110L30 111V113H29V115H24V113L26 114V112H22V109H21V107H20V109H21V111H20V109H18L17 108V106L16 105H18ZM22 104H24V105H22ZM102 104V105H101ZM114 104H113V106H114ZM124 104V105H125ZM171 104H172V106L174 105H177L176 107H178V108H175L174 106L172 107L171 106ZM186 104V105H185ZM9 105V106H8ZM13 106L14 108L12 109V110H10L12 107L11 106ZM47 105V106H46ZM57 105V106H56ZM104 105H107V106H109V108L107 109V108H105V109H103L102 108V106L104 107ZM120 105V106H119ZM130 105V104H129ZM170 107H169V106ZM2 106V107H1ZM9 107L8 108V110H10L9 112H8V110H7V107ZM54 106V107H53ZM67 107L68 108V110H71V108L72 107H76V108H78V109H76L75 108V111L72 109L71 110V112H72V117L70 116V114L69 113H71V112H69L66 108V110L64 111V108L63 107ZM94 106H95V108L97 109V112L99 113V114H97V115H95L96 114V109H94L95 111H92V108H94ZM162 106V107H161ZM4 107H6V108H4ZM29 107V108H28ZM46 107V108H45ZM49 107H53L51 110H49L50 108ZM69 107H71L70 109H69ZM106 107V106H105ZM121 109H120V108ZM181 107V108H180ZM182 107H184L183 109H182ZM186 107H188V108H186ZM23 108V107H22ZM27 108V109H26ZM61 108V109H60ZM101 108V109H100ZM111 108H113V109H111ZM170 108V109H169ZM173 108V109H172ZM175 108V109H174ZM26 109V110H25ZM37 109V110H36ZM80 109V110H79ZM106 109H107V111H113L114 110V112H111V114H113L112 116H111V114L109 113L108 114V112L106 111ZM117 110V112H116V110ZM186 111H185V110ZM6 110V111H5ZM35 110L37 111L36 113H37V116H36V113H34V115H33V112L32 111H34L35 112ZM39 110V111H40ZM51 111L52 113H49V112H47V111ZM54 110V111H53ZM59 110V111H58ZM63 110V111H62ZM78 110V111H77ZM101 112H100V111ZM103 110V111H102ZM164 112H163V111ZM172 110H174V111H172ZM177 110H178V112H177ZM181 110H183L182 111V115H183V119L181 118V116L182 115H180V111ZM189 110V111H188ZM11 111L13 112V113H11ZM41 111L39 112V113H41ZM66 111H67V113H66ZM73 111L75 112V113H73ZM106 111V112H105ZM131 111H133V110H131ZM5 112H7L8 114H5ZM20 112V113H19ZM88 112V113H87ZM94 112V115L95 116H93V113ZM116 112V113H115ZM133 112H135V111H133ZM18 113V114H17ZM23 113V114H22ZM27 113V114H28ZM62 113L63 114H65V115H62ZM77 113V114H76ZM104 113V114H103ZM105 113H106V115H105ZM14 114V115H17V116H15L16 118H14V115L12 116V115ZM20 114V116H18ZM31 114L33 115V117H31ZM53 114V117L52 116H50V115H52ZM58 114V115H57ZM67 114H69V115H67ZM76 114V115H75ZM86 116V117H88V118H86L84 115ZM103 114V115H102ZM132 114V115H131ZM137 114V113H136ZM187 115V117H186V115ZM249 114V116H247ZM6 115V116H5ZM24 115V116H23ZM44 115V114H43ZM60 115H62L61 117H60ZM73 115H75L74 117H73ZM79 115V116H78ZM81 115H83L82 116V118L83 117H85V120H83L82 118H81ZM105 115V116H104ZM108 115H110L111 116V118H113V119H116V121L115 120H113V119H111L112 121L110 122L109 120L110 119H108V117L110 118V116H108ZM116 116V118H114L115 116ZM166 115V116H165ZM178 115H180V116H178ZM9 116V117H8ZM26 116V117H25ZM30 118H29V117ZM45 116V117H46ZM60 117L61 119H60V121H59V118L58 117ZM64 116H66V121H67V123L66 124H68V127H67V125H65V126H63V127H65L64 129V131L63 132H68L67 134H66V136H68V138L74 133V135H73V137L71 136L70 138L72 139V138H74V139H72V140H69V139H67V137L64 135V134H62V131H61V129L63 130V127H62V125H64L65 124V120H63L62 121V117L64 118ZM108 116V117H107ZM114 116V117H113ZM122 116H123V118H122ZM180 118V119H178V117ZM11 117H13V118H11ZM20 117V118H19ZM50 117H51V120H50ZM57 118V120H56V118ZM69 117V118H68ZM75 117H77V121H79L78 122V125H76L77 124V122L76 121H74V120H76V119H74ZM78 117H80V118H78ZM102 117H104L105 119H106V117H107V119H106V121H107V123H106V126H105V123L104 122H106L105 120H102ZM128 117V118H127ZM172 119H171V118ZM28 118V119H27ZM33 118V119H32ZM55 118V119H54ZM72 119V120H67V119ZM103 118V119H104ZM132 118H134V116H132ZM191 118L193 119L192 120V122H190L191 121ZM0 119V120H1ZM10 119V120H9ZM13 119V120H12ZM14 119H19L20 120V122H19V120H15L14 121ZM78 119H80V120H78ZM86 119L87 120H89V119H91V120H89V121H86ZM182 119V120H181ZM12 120V122H10ZM30 120V121H29ZM94 120H98L97 122H99L100 121V123H98L97 124V122L96 121H94ZM129 120V119H128ZM171 120L173 121V122H171ZM177 120V121H176ZM181 120V121H180ZM14 121V122H13ZM22 121V122H21ZM54 121V122H53ZM72 121H74L73 123H71ZM80 121L82 122V121H84V122H87V123H84V122H82V124H81V126L83 127H85V128H82L81 126H80ZM90 121H92V123H89ZM104 123V124H102L101 125V123L102 122ZM120 123L119 125L120 126H118L119 127V129L117 128V124H118V122ZM120 121H122V120H120ZM135 121V120H134ZM133 120L131 121V122H133V123H135V122H137V120L134 122ZM162 121L164 122V123H162ZM179 121V122H178ZM195 121H196V123H195ZM5 122V123H4ZM18 122V123H17ZM46 122V121H45ZM51 122H53L52 124H50ZM57 122H62V125H61V123H59L60 125H61V127L59 128V124L57 123ZM69 122V123H68ZM93 122H94V124H95V122H96V127H95V125L93 124ZM110 124H109V123ZM114 122H116L115 123V125H116V128L114 127L115 125L113 124ZM197 122H198V125H197ZM245 122V123H244ZM15 123V124H14ZM58 125V129L61 131V133L59 132V130H57V127H56V124ZM64 123V124H63ZM111 123L114 125H112V126H110L111 125ZM163 125H162V124ZM191 123V124H190ZM84 124V125H83ZM87 124H89V125H87ZM92 124V125H91ZM100 124V125H99ZM160 124H161V126H160ZM164 124H166V125H164ZM14 125V126H13ZM50 125H51V129H53V130H50L49 129V127H50ZM72 127H70V126ZM75 125L77 126V128L75 127ZM86 125V126H85ZM90 125H91V127H95V128H93L94 130L95 129H97V130H95V133H93V129L90 127ZM94 125V126H93ZM170 125V126H169ZM190 125L191 126H194V129L189 133V134H186L185 133V131H184V129L186 128V127H190ZM196 125V126H195ZM7 126H6V128H7ZM73 126L75 127V128H73ZM98 126V127H97ZM102 126L103 127V129H105V130H107V132H105L104 130H102V127L100 128V127ZM104 126L106 127V128H104ZM198 126V127H197ZM53 127V128H52ZM55 127H56V130H55ZM67 127V128H66ZM80 127H81V130H82V132H81V130H80V133L82 134L83 132H84V130H85V135L87 136V138H86V136L84 137V134H78L79 132H77L79 129H80ZM90 127V128H89ZM107 127H108V129H107ZM111 127H113L112 129H110ZM173 127V128H172ZM13 128H11L10 126L8 127V130H11V129H13ZM23 128V127H22ZM38 128V127H37ZM71 128V129H70ZM79 128V129H78ZM86 128L88 129V130H86ZM99 128V129H98ZM172 128V129H171ZM196 128H198V129H196ZM2 129L3 128H1V126H0V130L2 131ZM24 129V128H23ZM50 130V132H49V130ZM69 129H70V131H69ZM72 129H73V131H72ZM74 129H76L77 131V134H75L76 132H75V130ZM89 129H91V131L89 130ZM102 130V134H101V132H99L98 130ZM116 129H117V131H120L121 132V135H120V133H116L117 135H119V136H117L116 134H115V136H114V133L115 132H113V131H116ZM159 129V132L160 133H158V130ZM256 129V130H255ZM46 130L48 131L47 132V134L49 135L50 134V136H51V138H52V133H54L55 131L56 132H58L59 133V135H57V133H56V135H55V133L53 134V137L54 138H52V139H54V140H52V139H50V140H48V138H46V137H50V136H47V134L45 135V133H46ZM67 130V131H66ZM100 130V131H101ZM109 130V131H108ZM111 130H113V131H111ZM162 130H163V133L164 132H166V133H164V135H162ZM169 130V131H168ZM170 130H171V133H170ZM0 131V132H1ZM32 131V130H31ZM51 131H52V133H51ZM104 137H101V136H99L98 137V140H96V138H95V136H97L99 133ZM199 131V132H198ZM249 131V132H248ZM250 131L252 132L251 134H249L250 133ZM255 131V132H254ZM25 132V131H24ZM44 132V133H43ZM70 132H72V133H70ZM87 132V133H86ZM89 132V133H88ZM98 134H97V133ZM104 132L106 133V135L104 134ZM111 132H113V134L111 133ZM197 132H198V134H199V136H198V134H197ZM235 132V133H234ZM256 132H258L259 134H256V135H254V133H256ZM91 133V136H90V139H89V134ZM110 133H111V135L112 136H114V138H112V139H110V137L109 136H111L110 135ZM158 135H157V134ZM175 133H179V134H176L177 135V138L180 140H177L175 137H176V135H175ZM194 133V134H193ZM234 133V134H233ZM60 134H62V135H64L65 137H66V140H65V137L64 138H62V140H59V139H61L60 137L62 136V135H60ZM70 134V135H69ZM94 134H96L95 136H94ZM180 134H182V136L180 135ZM245 134H247V135H245ZM30 135V136H29ZM75 135H77L76 137H75ZM109 135V136H108ZM160 135H162V137H160ZM175 135V137L173 138V136ZM180 136V138H179V136ZM188 136L190 139H192L191 141L190 140H188V142L189 143H187V146H188V148L186 149V150H188V151H186V150H180V148H179V145H184V137L185 136ZM197 135V136H196ZM201 135H202V137H203V135H204V137L202 138V140H203V142H202V140H201ZM57 136V137H56ZM59 136V137H58ZM79 136H82V141H81V137L78 139V137ZM158 136H159V138L162 140V139H164V140H158ZM165 136H166V138H165ZM40 137H42V138H40ZM95 138V141H96V143L94 142V138ZM109 137V138H108ZM118 137V138H117ZM169 137H171V138H169ZM196 137V138H195ZM198 137V138H197ZM205 137H208V138H206L205 139ZM46 138V141H47V143L45 142V139ZM59 138V139H58ZM85 138H86V146L89 144V143H91V144H89L88 145V147L90 148V146H91V148L89 149L88 147H84V149H83V151H85V152H80L79 151V149L81 150L82 148H81V146H85V145H83L84 143V141L83 140H85ZM91 138H93L92 140H91ZM102 140H104V141H102ZM108 138V139H107ZM117 138V139H116ZM210 138V139H209ZM38 140V141H36V140ZM40 139V140H39ZM89 139V140H88ZM107 141H109V143H107L106 142V140ZM155 139H157V140H155ZM166 139V140H165ZM169 139V140H168ZM175 139H176V141H175ZM193 139H199L198 141L197 140H193ZM30 140H32L31 142H29ZM35 140V141H34ZM42 140V142L41 143H45L46 145L48 144L50 147L52 146V144L54 143L53 141H55V140H59L60 142H61V144H64L65 145V143H63V141L64 142H70V141H75L73 144L75 145H73L72 143H70L71 144V146H73V147H71L70 146V144H66V145H69V146H67V148H66V150H65V148H63L62 149V145H60V146H57V148H55V151H54V147H49V146H46L45 144V146L43 147L42 145L43 144H38L40 141ZM43 140H44V142H43ZM69 140V141H68ZM76 140H78V143H76ZM79 140L81 141V142H79ZM110 140H111V142H110ZM170 140H172L171 142H169ZM225 140V141H224ZM88 141H89V143H88ZM91 141V142H90ZM99 141V142H98ZM116 141H120L119 143L117 142V143H114V142H116ZM155 141V142H154ZM194 141V142H193ZM200 141V142H199ZM244 141V140H243ZM27 142H28V144H27ZM32 142H35V143H37L36 145H38L37 147H39L38 149V151H40V149H42V151H43V153H42V151H40L39 153H38V151H36V145H35V143L34 144H32ZM50 142H52V144L50 143ZM66 142V143H67ZM96 144V145H94V143ZM102 142H104V143H102ZM202 142V143H201ZM247 142V143H246ZM79 143H81V144H79ZM92 143H93V145H92ZM99 143V144H98ZM101 143V144H100ZM105 143H107V145L108 144H110V145H112V146H107ZM112 143V144H111ZM195 143V144H194ZM221 143V144H220ZM30 144H31V146H30ZM105 144V145H104ZM113 144H114V147H113ZM151 144H153V145H151ZM169 144V145H168ZM170 144H173L172 146L174 147V149H173V147L170 145ZM202 144V145H201ZM222 144H223V147H221L222 146ZM40 145V146H39ZM64 145H63V147H64ZM80 145V146H79ZM98 145V146H97ZM103 145V146H102ZM115 145H118V146H115ZM163 145H164V147L166 146V148H164L163 147ZM168 145V146H167ZM193 145V146H192ZM196 145V146H195ZM220 145V146H219ZM42 146V147H41ZM77 146H79L78 148H77ZM93 146L95 147L94 149H95V151H94V154L95 153H97V149H98V152L100 151V150H102L101 152H99L98 153V155L99 156H97V155H93L92 154V151L94 150L93 149ZM100 146V147H99ZM107 146V147H106ZM169 146H170V148H169ZM194 146L195 147H197L198 146V148L200 149L199 151H200V156H197V157H195V155L191 152V151H193L194 150ZM200 146V147H199ZM219 146V147H218ZM45 147H47L48 148V151H49V149L50 150H52V148H53V151L51 152H49L50 154H54V156H55V154H56V156H61V157H59L60 158V160L59 159H57L58 157H54L53 155V159H54V161L57 159V161L54 163L53 162V160H51L52 159V157H50L51 155L50 154H48V151H47V149L45 148ZM58 147H60L62 150H63V152L65 151L66 153H63L62 152V150L61 149H58ZM70 147V148H69ZM99 147V148H98ZM110 147H112L113 148V150L112 151H109V150H111L112 148H109ZM117 147V148H116ZM172 147V148H171ZM177 148V150H175L176 148ZM44 148V149H43ZM77 150H76V149ZM87 148V149H86ZM101 148H104V149H106V152H105V155L106 156H108L109 157V159H107V157L105 158V159H103V158H101L102 157V155H104V149H101ZM119 148V149H118ZM135 148H136V146H135ZM162 148V149H161ZM163 148L164 149H167V150H164V151H160V150H163ZM46 149V150H45ZM67 149H69V151L67 150ZM70 149H72V150H70ZM92 149V150H91ZM114 149H118L117 151L116 150H114ZM139 149V150H138ZM56 150H58L59 152L58 153H56L57 151ZM75 150L77 151L76 152V154H75ZM87 150V151H86ZM121 150V151H120ZM122 150H123V152H122ZM155 154V155H153V153L151 152V151ZM156 150V151H155ZM159 150V151H158ZM168 150L170 151V152H168ZM46 151V152H45ZM61 151V152H60ZM71 151V152H70ZM114 151V152H113ZM136 151H137V153H136ZM166 151H167V153H166ZM171 151H173V152H171ZM178 151V152H177ZM181 151V152H180ZM18 152V153H19ZM34 152H36V153H34ZM68 152L70 153L69 155H70V157L68 158ZM74 152V153H73ZM89 152V153H88ZM103 152V153H102ZM108 152H112V155H111V153H108ZM125 152L127 153V154H132V156H134L135 155V153L137 154V155H139V156H137L136 155V157H133L134 159H132V156L131 155H129V156H127L126 154H125ZM147 152V153H146ZM157 152V153H156ZM174 152H176V153H174ZM185 154H184V153ZM191 152V153H190ZM24 153V154H23ZM38 153V154H37ZM48 154L47 156L46 155H44V156H46V158H48V157H50L49 159H46V161L44 160L45 159V157L42 155V154ZM83 155H82V154ZM115 153H117V154H115ZM121 153V154H120ZM124 155H123V154ZM140 153H141V156H140ZM166 153V154H165ZM168 153H174V154H169L168 155ZM181 153H183L184 155H185V157L183 156V154H181ZM14 154H17V153H14ZM36 154V155H35ZM39 154H41V157L39 156ZM61 154V155H60ZM72 154V155H71ZM73 154H75L74 156H73ZM78 154H79V156H78ZM81 154V155H80ZM86 154H88L87 156H86ZM102 154V155H101ZM115 154V155H114ZM162 154V155H161ZM165 154V155H164ZM179 154H181L182 156H178ZM8 154H6V156H7ZM18 155V154H17ZM30 155H33V157H31L32 158V160H30L31 158H30ZM50 155V156H49ZM65 155V156H64ZM92 155H93V157H92ZM111 155V156H110ZM117 155V159H118V162L116 161L117 159H116V157H114V156H116ZM123 155V156H122ZM142 155H143V157H145V158H143L142 157ZM144 155H148L147 157L146 156H144ZM166 155H168V156H166ZM173 155H175L174 157H172ZM190 155H191V158H190ZM194 155V156H193ZM5 156V155H4ZM0 157V159L2 158H7L8 156L10 157V154L7 156V157ZM40 157L39 158V160H38V157ZM66 158H64V157ZM76 156H77V160H78V162L76 161ZM95 156V157H94ZM97 156V157H96ZM113 156V157H112ZM118 156H119V158H122V161L123 162H126L125 161V158L127 157H129L130 158V156H131V158L129 159V161H128V159H126L128 162H126V164L125 163H123L122 164V161L120 162V160H119V158H118ZM150 156H151V158H150ZM154 156H155V158H154ZM166 156V159L164 158ZM171 156V157H170ZM186 156H188V157H186ZM232 157V158H230V157ZM72 157V158H71ZM81 157H84V158H82L81 159V161H79L80 160V158ZM93 159H91V158ZM104 157V156H103ZM112 157V158H111ZM123 157H124V159H123ZM137 157H138V160H137ZM141 157H142V159H141ZM153 157V158H152ZM162 157H163V159H162ZM168 157V158H167ZM170 157V158H169ZM180 157V158H179ZM184 157V158H183ZM194 157V158H193ZM79 158V159H78ZM94 158H97V159H94ZM98 158H99V160L101 161V162H99V161H97L98 160ZM147 158H148V160L149 161H145V160H147ZM172 158H174L173 160H172ZM196 158V159H195ZM198 158V159H197ZM225 158V159H224ZM241 158V157H240ZM26 159V160H25ZM40 159H41V161H40ZM43 159V160H42ZM65 159L66 161H64V163L66 164H63L62 165V163H63V160ZM69 159V160H68ZM72 159H75V160H72ZM83 159H87L86 161L85 160H83ZM91 161H89V160ZM101 159H103L104 161H105V163L106 164H103L104 163V161L103 160H101ZM113 159H115V161L113 160ZM139 159H141V161H139ZM152 159V160H151ZM154 159V160H153ZM164 159H165V163H164ZM175 159H177V161H179L180 162V164H179V162L178 163H176V160ZM227 159L229 160V161H227ZM26 161L27 162V160H28V162L27 163H29V160H30V163H31V161L33 162V164H35L36 163V161L38 160L39 161V163L37 162L34 166H33V164H27L26 162H24V161ZM49 160V161H48ZM51 160V161H50ZM71 160V161H70ZM82 160H83V162L85 161L86 163H84L83 164V162H82ZM113 160V161H112ZM132 160H133V162H132ZM135 160V161H134ZM137 160V161H136ZM144 160V161H143ZM150 160H151V164H149L150 163ZM156 160H157V162L158 161H161V164H163L162 166H161V164H160V162H159V164L156 162ZM167 160V161H166ZM168 160H170V161H174L175 162V164L173 163V162H171L170 163V161H168ZM1 161V160H0ZM43 161V162H42ZM45 161V162H44ZM58 161L60 162L59 164H57L58 165V167H60L59 168V170L60 169H62V172L63 173H65L64 174V176L66 177V176H69V174L71 173V170L73 171V173L75 174V176H74V174H73V178H75L74 180H75V183L74 184H76V181L78 180L79 182H80V184L78 185V183L76 184V185H74V184H72V186L74 185L75 187L77 186H83V188H84V190H83V188H82V190H81V188L80 187H78V188H74V186L72 187L71 185H70V189L72 188V191L70 192L69 190H67V187L69 188V186H63V177L64 176H62V173H60L61 172V170L59 171L58 169H57V165H56V163H58ZM70 163H69V162ZM73 161H75V162H73ZM89 161V162H88ZM97 161V162H96ZM102 161H103V163H102ZM108 161H112V162H110V163H108ZM152 161H153V163H152ZM227 161V162H226ZM254 161H255V163H254ZM24 162V164H22ZM48 162V163H47ZM50 162V163H49ZM76 162H77V166H76ZM93 162V163H92ZM99 162V163H98ZM116 164H115V163ZM133 163V165H132V163ZM137 162V163H136ZM138 162H140L139 163V167H138ZM143 162H144V164H143ZM156 162V163H155ZM163 162V163H162ZM166 162H167V165H166ZM213 162V163H212ZM259 162H262V163H259ZM26 163V164H25ZM43 163H44V165H43ZM47 163V164H46ZM53 163V164H52ZM74 163H75V165H74ZM92 163V164H91ZM96 164V166H95V164ZM98 163V164H97ZM113 164V166L111 167V165ZM121 163V164H120ZM128 163V164H127ZM146 163H147V165H146ZM168 163H170V164H168ZM10 164H11V166H10ZM39 166H38V165ZM71 164H73V166H75V167H77V169H74L73 168V166L71 165ZM87 164H88V166H90L89 164H91V168L89 169H85L84 168V166H82V165H85V167L87 166ZM99 164H101V166L103 167V168H101V167H99ZM103 164V165H102ZM108 164V165H107ZM109 164H110V167H109V169H107L106 167H108L109 166ZM119 164V165H118ZM126 165V166H124L123 167V165ZM131 164V165H130ZM137 166H136V165ZM143 166H142V165ZM153 164H157V165H154L153 166ZM172 164V165H171ZM178 164V166H175V165H177ZM10 166V168H9V166ZM22 165H28V166H31V167H27V166H22ZM44 167H43V166ZM55 165H56V167H55ZM60 165V166H59ZM71 165V166H70ZM97 165H98V167H97ZM107 165V166H106ZM115 165V166H114ZM116 165L118 166V167H116ZM129 167H138V168H135V169H133V168H129V169H127V167L128 166ZM142 167H141V166ZM150 165V166H149ZM224 165H223V168H224ZM32 166H33V168H32ZM37 166L39 167V170H38V168H37ZM48 166V167H47ZM70 166V167H69ZM93 166H95V169H97V168H99V169H104V168H106V170H99V169H97V170H95V171H92V170H94V167ZM123 167V168H120V167ZM149 166V167H148ZM152 166H153V168H152ZM167 166H171V168L173 167V169L175 170V172H174V174H173V171L171 172L170 170H171V168L169 167H167ZM16 167V168H15ZM22 167V168H21ZM36 167V168H35ZM48 168V170L46 169V168ZM68 167V170L70 171H68L66 168ZM72 167V168H71ZM79 167H80V169H79ZM81 167H82V169H83V171H82V169H81ZM97 167V168H96ZM145 167V168H144ZM154 167H158L157 168V170H156V172L157 173H155V171L153 172V170H155V168ZM174 167H176V169L174 168ZM178 167V168H177ZM180 167V168H179ZM6 169V170H4V169ZM9 168V169H8ZM19 168V170L22 172V173H20V171L19 170H16V169H18ZM34 169L36 172H37V174H36V172H34L35 174H36V176H35V174L33 173V171L32 170H30L29 172L28 171H25V169L27 170V169ZM41 168H42V170H41ZM57 169V172L58 173H60V176H59V174L58 173H55L56 172V169ZM64 168V169H63ZM70 168H71V170H70ZM87 168V167H86ZM93 168V169H92ZM117 168H119V170L117 169ZM146 168H148L147 169V171H146ZM149 168L152 170V172H153V177H152V173H151V171L149 170ZM167 168V169H166ZM252 168V169H253ZM0 169V170H1ZM12 169H14L13 170V172L11 173V170ZM38 171H37V170ZM55 169V170H54ZM79 169V170H78ZM113 169H115V172H114V170ZM130 169H131V171H130ZM133 169V170H132ZM138 169H140V170H138ZM145 170L144 172H143V170ZM160 169L162 170V171H164L163 172V174L165 173L166 174V176H165V174H164V176H162V171H160ZM168 169H170V170H168ZM178 169V170H177ZM68 171V173H67V171ZM89 170H91V172L89 171ZM109 170H111V171H109ZM116 170H117V172H116ZM121 170V171H120ZM129 170V171H128ZM142 170V171H141ZM158 170L160 171L159 173H158ZM167 170L169 171V173H171V174H169L168 172H167ZM254 170V169H253ZM8 171L10 172V174H8ZM64 171H66V172H64ZM81 171H82V173H87V174H85V176L87 177V176H89L90 178H88V179H86V177L84 178V174H81ZM101 171H102V174H101ZM106 171V172H105ZM113 171V172H112ZM135 171H137V174H138V176H140V178L141 179H139V178H135V177H138V176H135V174H136V172ZM150 171V172H149ZM224 171V170H223ZM223 171H221V173H224ZM7 172V173H6ZM15 172H17L18 174H19V176H18V174H17V177H16V173ZM41 172V173H40ZM46 172V173H45ZM88 172H90L89 174H88ZM95 173V176H96V178L97 177H100L102 180H104V181H100V178L98 179H96V178H94L95 176H94V174H93V176H92V174L91 173ZM98 172V173H97ZM104 172V173H103ZM111 172V173H110ZM130 172V173H129ZM138 172H141L140 174L138 173ZM254 172V171H253ZM15 173V174H14ZM31 174V173H33L34 174V176H33V174H31V176H29V174ZM97 173V174H96ZM101 174V176H100V174ZM123 173V174H122ZM132 173V174H131ZM147 173V174H146ZM150 173V174H149ZM156 174V179H155V174ZM177 174V176H176V174ZM11 174H12V176H11ZM20 174H22V176L21 177H23V174H24V177H23V179L22 178H20ZM25 174H26V176L28 177V178H26V176H25ZM72 174H70V176H69V178L70 177H72ZM90 174H91V176H90ZM98 174H99V176H98ZM129 174H130V176L131 177H129ZM142 174H143V176H142ZM144 174H145V176H144ZM172 174H173V176H172ZM216 174V173H215ZM2 176H4V177H7V178H5L4 179V177H2ZM9 176V177H8ZM11 176V177H10ZM41 176V177H40ZM46 176V177H45ZM62 176V177H61ZM82 177V179L81 180H83V181H81L80 180V178ZM104 176V177H103ZM133 176V177H132ZM143 178H142V177ZM150 176V178L147 180V178ZM159 176V177H158ZM172 176V178H174V176L176 177V178H174V179H171L170 177ZM12 177H14L13 179H11ZM20 178L19 179V181H18V179L17 178ZM33 177H35V179L37 180V181H39V182H37ZM36 177H38L39 179H37ZM45 177V178H44ZM50 177V178H49ZM78 177V178H77ZM115 177V178H116ZM146 177V178H145ZM163 177H165L164 179H162ZM3 178V179H2ZM44 178V182H43V184H41L42 182L40 181V180H42V179ZM47 178V179H46ZM68 177H67V179H69ZM73 178H70V181L73 179ZM77 178V179H76ZM104 178V179H103ZM106 178H107V180H106ZM146 180H145V179ZM154 178V179H153ZM158 178V179H157ZM161 179V181H160V179ZM169 178H170V180H169ZM7 179H10V182L13 180V182L10 184V182L8 183V182H6L5 180H7ZM15 179V180H14ZM16 179H17V181H16ZM46 179V180H45ZM176 179V180H175ZM213 179H215V181L213 180ZM3 180H4V183H3ZM35 180V181H34ZM50 180V181H49ZM74 180L73 181H71V183H73L74 182ZM86 180V181H85ZM91 180V181H90ZM152 180V181H151ZM165 181V182H162V181ZM169 180V182H167ZM172 180V181H171ZM15 181V182H14ZM21 181V182H20ZM62 182V184H61V182ZM89 181V183L88 184H86L87 182ZM95 181V182H94ZM99 183H98V182ZM107 183H106V182ZM109 181V182H108ZM119 181V182H120ZM142 181H143V183L144 184H142ZM146 181H147V185H149L148 187H147V185H146ZM149 181V182H148ZM171 181V182H170ZM6 182V183H5ZM84 182H85V184L86 185H84ZM93 182V183H92ZM100 182L101 183H104V184H100ZM120 182V183H121ZM130 182V184H127V183H129ZM139 182H140V184H141V187H140V185H139ZM152 183V184H154L153 186H150V184H148V183ZM157 182H159V183H157ZM174 182V183H173ZM13 183H20V184H18V186H14V185H17V184H13ZM35 183V184H34ZM38 183L39 184H41V188H40V190L38 189V187H40V186H38ZM58 183H60L61 184V186L63 187H61L60 186V184H58ZM134 183V182H133ZM165 183H167V184H173V186L171 187V184L170 185H167L168 187H165L164 185H166ZM215 183V184H214ZM11 185V186H9V185ZM82 184V185H81ZM127 184V185H126ZM139 186H138V185ZM151 184V185H152ZM156 184V185H155ZM158 184H161V185H163V186H161V189L159 190V185ZM218 184H220V183H218ZM245 184V185H244ZM248 184V185H247ZM35 187H34V186ZM37 185V186H36ZM42 185H43V187H42ZM89 185L91 186V187H89ZM100 185H103V186H101L100 187ZM128 186V187H126V186ZM143 185H144V187H143ZM146 185V186H145ZM247 185V186H246ZM89 187V189H87L86 187ZM107 186H109V185H107ZM120 186H118V187H120ZM123 186L124 187H126V189H127V191H126V189L125 188H123ZM135 186V189L134 188H131V187H134ZM155 186H157V187H155ZM171 188H170V187ZM246 186V187H245ZM250 184H249V182H244V181H242V182H239L233 189H232V191L235 193V195H236V197H235V199H234V201H233V204H232V209H233V213L235 212L236 214H235V216H237L239 219H241V221L242 222H240V224L238 223V222H236V225L235 224H233L232 225V227L233 228H230L231 226H228V228L225 226V228H224V226H223V228L221 227V226H218L217 228H209L208 229V231L207 230H203V232H204V234H207L208 235V239L205 241V253H204V257L203 258H199V257H195V255L193 256V258L194 259H198V260H200V261H203V260H205V259H208V258H211L212 259V261H214V260H216V264H223V262H224V264H230L231 262V264H234L235 262H236V264H264V258L263 257H257V258H255L254 259V256L255 255H257V254H259V253H262L263 251H264V247L263 246H261L260 244H261V241H259V227L262 225V224H264V185H263V189L262 188H260V190H258V188L259 187H257V186H253L252 185V188L253 187H257V188H255V189H257V190H255L254 188L253 189H251L250 188ZM18 187V188H17ZM23 187H26V192H25V194H26V197H24V198H22L21 200H20V202H19V206H20V209H19V212L15 215V214H13V212H14V210H13V208H14V206H15V204H16V200H17V198H18V196H19V194H20V192L23 190ZM33 187L35 188L34 190H33ZM58 187V188H57ZM59 187H61V188H59ZM66 187V188H65ZM130 187V188H129ZM143 187V188H142ZM145 187H147V190H145L144 191V189H146ZM153 187H155L154 189H152ZM166 189H165V188ZM123 188V189H122ZM137 188V189H136ZM139 188H141V191H140V189ZM151 189V190H149L148 191V189ZM169 188V189H168ZM42 189V190H41ZM75 189V190H74ZM93 189V188H92ZM132 189H133V192L136 194V196L133 194V192H132ZM139 189V190H138ZM143 189V190H142ZM262 189V190H261ZM2 190H0V192L2 191ZM8 190H10V191H8ZM76 190H77V192H76ZM79 190H81L82 191V193L81 192H78ZM88 190L90 191V192H88ZM108 190H109V188L108 189H106V191L108 192ZM131 190V191H130ZM138 191V192H136V191ZM153 190L155 191V193L156 192H158V193H156V195H154L155 193H153ZM164 190V191H163ZM5 191H6V193H7V195H10L11 197L13 196V198H11L10 196L9 197H7L6 195H2V194H4L5 193ZM15 191V192H14ZM69 191V193L67 194V192ZM75 191V192H74ZM88 192V193H86V192ZM123 191H126V192H123ZM143 191H144V194H143ZM160 191H161V193H160ZM217 191V190H216ZM10 192V194H8ZM128 192H132V194L130 193V196H128L129 195V193ZM139 192L141 193V194H139ZM148 192V193H147ZM72 193H74V195H72ZM80 193V194H79ZM128 193V197L126 196V194ZM138 193V194H137ZM147 194H149V195H151V194H153V195H151V196H147ZM131 195H133L134 196V198H133V196L131 197ZM138 195V196H137ZM65 196V197H64ZM72 196V198L71 199H73L74 200V198H75V200L73 201V200H69L70 199V197ZM145 196V197H144ZM147 196V197H146ZM154 196H156V197H154ZM2 197H1V199H2ZM126 197V198H125ZM131 197V198H130ZM135 197H137L136 199H135ZM8 198H10V199H8ZM65 198V199H64ZM86 198V197H85ZM127 199V201L125 200V199ZM128 198L131 200L132 199V201L133 202H131L130 200H128ZM155 198H157V199H155ZM161 200H159V199ZM3 199H5V198H3ZM155 199V200H154ZM77 200H80V204H82V205H80L79 204V201H77ZM125 200V201H124ZM158 200H159V202H158ZM30 201V202H29ZM70 201H72V202H70ZM78 203H77V202ZM153 201H155V202H153ZM69 202V203H68ZM122 204H121V203ZM123 202H128V203H130L129 205H128V203L127 204H123ZM144 204H143V203ZM145 202H147L146 204H145ZM3 203V204H2ZM32 203V204H31ZM34 203V204H33ZM65 203V204H64ZM75 203H77L76 205L77 206H79V207H77L76 205H75ZM132 203H133V205H132ZM153 203V204H152ZM154 203H155V207L153 206L154 205ZM5 204H7V205H5ZM74 204V205H73ZM85 204V203H84ZM137 204V205H136ZM139 204V205H138ZM151 204H152V207H151ZM68 205V206H67ZM150 205V206H149ZM3 206H5L4 208H2ZM32 206H33V208H32ZM67 208H66V207ZM71 206V207H70ZM73 206V207H72ZM77 208V210H76V208ZM87 206V205H86ZM130 206H133V207H130ZM144 206V207H143ZM147 206H149V208L151 209V211H150V209H148V207ZM70 207V208H69ZM130 207V208H129ZM137 207H139L138 209H137ZM146 207H147V209H146ZM5 208H6V210H5ZM72 208H75V210L74 209H72ZM81 208H80V210H81ZM145 209V210H147V211H145V210H142L141 211V209ZM3 209V210H2ZM161 210L160 212H159V210ZM73 210V211H72ZM141 211V212H137V211ZM156 210V211H155ZM152 211H155V214H154V212L153 213H149V212H152ZM159 213H158V212ZM76 212V213H75ZM127 212H129L130 213V215L128 214L127 215ZM147 212V213H146ZM157 212V213H156ZM13 214L12 215V217L10 218V214ZM72 213V214H73ZM133 213V214H132ZM136 213H138V215L136 214ZM142 213L144 214V213H146V214H144V216L142 215ZM137 216H135V215ZM150 214H152L153 216H150ZM118 215V214H117ZM117 215H116V217H117ZM133 216V218H131L130 219V217H132ZM140 216H141V218H140ZM148 216H150L149 218L146 217ZM137 218V219H135V218ZM139 217V218H138ZM145 217V218H144ZM198 217V218H197ZM150 218H152L151 220H150ZM154 218H155V220H154ZM157 218V219H156ZM139 219V220H138ZM140 219H141V221H140ZM144 219H148L147 221H146V223H145V221H144ZM130 220L132 221V222H130ZM142 221H144L143 223H142ZM149 221H150V224H148L149 223ZM130 222V223H129ZM144 225V227L146 226V229H148V230H146L145 228H143V225H141V223ZM152 222V223H151ZM145 223V224H144ZM125 224H126V228H125ZM131 224H133L136 228H137V225H138V228L140 229H136V230H134L133 231V228L135 229V227L133 226V225H131ZM147 224V225H146ZM245 224V225H244ZM36 225V224H35ZM129 226V228H128V226ZM140 225V226H139ZM133 226V227H132ZM141 227L143 228V230H145L146 231V234H145V231H142V229H141ZM132 229V230H128V229ZM151 228V229H150ZM226 228H227V230H226ZM150 229V230H149ZM218 229H219V232H217L218 231ZM224 229V230H223ZM11 230H12V234H11ZM142 231V235L143 234H145L144 236H142L138 231ZM212 232H211V231ZM217 230V231H216ZM24 231V232H23ZM129 232V234L128 233H125V232ZM136 232V234L137 233H139V235L137 234H134V233H132V232ZM151 231V232H150ZM222 231V232H221ZM224 231V232H223ZM3 232V233H2ZM149 232H150V234H149ZM221 232V233H220ZM23 233V234H22ZM121 233H123V235H124V237H123V235L121 234ZM130 233H132V234H130ZM152 233V234H151ZM216 233V234H215ZM6 234V235H5ZM121 235V237H120V235ZM125 234H127V235H125ZM147 234H149L148 236H147ZM129 235H132L131 237L132 238H130V240L131 239H133L132 240V242H133V244L130 242L129 243ZM136 237H135V236ZM141 235V236H140ZM151 235V236H150ZM6 236V237H5ZM115 236H116V238L118 239H116L115 238ZM129 236V237H128ZM137 236L139 237V239H141L140 241H138L139 239L137 238ZM145 236H146V238H145ZM144 237V238H143ZM4 238V239H3ZM11 238V239H10ZM12 238H14V239H12ZM114 238V239H113ZM196 238H198V237H196ZM115 239H116V242L118 241H120L119 243H116L115 242ZM123 239V240H122ZM138 239V240H137ZM143 239H145V240H143ZM153 239V240H152ZM125 240V241H124ZM126 240H128V241H126ZM135 240H137L139 243H137V241H135ZM155 240H157V241H155ZM7 241V242H6ZM143 241V242H142ZM0 242H2V241H0ZM122 242H124V243H122ZM129 244H131V245H129V247L127 246L128 245V243ZM153 242V243H152ZM157 242L158 243H161V244H159V246H158V244H157ZM10 243V244H9ZM135 243H137V245H135ZM141 243H143V244H145V245H147V246H145V245H141ZM153 245H152V244ZM13 244V245H12ZM115 244V245H114ZM122 244V245H121ZM167 244H168V246H167ZM9 245V246H8ZM113 245V246H112ZM123 246H125V247H123L124 248V250L122 249V247ZM151 245V246H150ZM163 245V246H162ZM165 245V246H164ZM114 246H115V248L116 249H114ZM136 246H142L141 248L140 247H136ZM161 246V247H160ZM260 246V247H259ZM2 247H4V248H2ZM143 247H146L145 249L143 248ZM253 247H254V249H256V248H258L257 249V251H256V253L255 254H253V250H252V253L250 254V252H249V250H251V249H253ZM149 248H151V249H149ZM158 248H160V249H158ZM231 248H234V249H236V250H233L232 249V253H228L227 254V259L226 260H228L229 259V261H228V263H227V261L225 262V261H219V260H221V259H218V253L220 252V251H223V250H227V249H229L230 251H231ZM143 249V250H142ZM153 249H156V250H153ZM115 250V251H114ZM129 252H128V251ZM151 250H153V251H156L158 254L156 255V252H153V251H151ZM158 250H159V252H158ZM164 250V255L163 256H165V258L164 257H159L160 256V254L159 253H163L162 251ZM262 250V251H261ZM118 251V254L116 253ZM120 251V252H119ZM137 251V250H136ZM161 251V252H160ZM172 251H173V253H172ZM174 251H176L177 252V255H176V252H174ZM237 252V254H236V252ZM261 251V252H260ZM111 252V253H110ZM170 252V253H169ZM258 252V253H257ZM8 253V254H7ZM121 253V254H120ZM155 253V254H154ZM167 253V254H166ZM175 253V254H174ZM238 253L240 254V255H238ZM235 254V255H234ZM109 255V256H108ZM113 256V258H115V256H117L115 259L116 260H119L118 262L117 261H115V259H113L112 258V256ZM155 255V258L158 256V259L160 258V260H157V258H156V261L155 260H153L152 261V259H154V256ZM230 256V257H229ZM232 256H233V258H232ZM235 256H239V257H242L243 259L240 261V259L238 260V259H236L235 258ZM238 257V258H239ZM107 258V259H106ZM236 260H238V261H240V262H238V261H236ZM106 259V260H105ZM112 259V260H111ZM164 259V260H163ZM111 261H113V262H115V263H112ZM150 261V262H149ZM244 261V262H243ZM22 262V263H21ZM215 262V261H214ZM218 262H220V263H218ZM230 262V263H229ZM123 264V263H122ZM192 264H195V263H192Z\"/></svg>",
    "mask_w": 264,
    "mask_h": 264
},
{
    "label": "bare ground",
    "instance_id": "obj_2",
    "mask_svg": "<svg viewBox=\"0 0 264 264\" xmlns=\"http://www.w3.org/2000/svg\"><path fill=\"white\" fill-rule=\"evenodd\" d=\"M29 1V0H28ZM59 1V0H58ZM57 1V2H58ZM61 1V0H60ZM65 3H66V1L65 0H63ZM62 1V2H63ZM67 1H69V0H67ZM74 1V0H73ZM79 1H81V0H79ZM78 0H76V2H79ZM83 1V0H82ZM99 1V0H98ZM120 1V0H119ZM123 1V0H122ZM125 1V0H124ZM145 1H147L148 2V4L150 3V5H151V3H152V1L151 0H145ZM176 2H177V0H175ZM183 1V0H182ZM189 1V0H188ZM187 1V2H188ZM192 1H194V0H190L189 2L191 3ZM196 1H198V0H196ZM205 0H203L202 2H204ZM213 1V0H212ZM31 2V1H30ZM29 2V3H30ZM37 2H39V1H37ZM54 2H56L55 0H54ZM56 2V3H57ZM72 2V1H71ZM125 2H127V1H125ZM141 2H144V1H141ZM154 4L153 5H155L156 7L157 6H160V7H162V8H165V10L166 9H168L170 6H171V4L169 3V2H172V0H154ZM174 2V1H173ZM198 2H201L200 0L198 1ZM197 2V3H198ZM201 2V3H202ZM209 2H210V0H209ZM217 2V0H215V2L214 3H216ZM26 3H28V2H26ZM28 3V4H29ZM33 3H35V2H32L31 3V7L29 8V6H28V9L29 10H24L23 8H20V7H18V8H14L11 12H8V11H6L7 12V14L6 13H4V11L2 10V9H0L1 10V12H0V16L3 18V19H5L4 21L6 22V19H7V23H8V20L9 21H11V22H9V23H14V30L12 31H9L8 29V31H6V29H4V28H0V47L2 48V47H5V46H3V45H6V47L7 48H10V50L11 49H13L12 51L13 52H15V53H13L12 51L10 52V53H13L14 55L15 54H19V49H20V46H22V47H24L23 46V38H25L27 35H30L29 33H31L32 35L34 34H48V32H50V31H55L56 29H55V27L56 26H58V27H61V26H63V24H65L66 25V23H67V25H68V23H69V20L73 17V19L74 20H77L78 19V17H76V19L74 18V16H76L75 14H74V16H72L71 17V13L69 14V13H67V12H64L65 10H66V8L65 7H67V5L64 7L65 8V10H62V11H60V10H56V11H48V9H47V11L45 10V9H43L44 8V4H43V8L42 7H40V6H37V5H35V4H33ZM40 3H42V2H40ZM60 3V2H59ZM80 3V2H79ZM83 3V2H82ZM120 3V2H119ZM145 3V2H144ZM182 3H185V0L182 2ZM189 3V4H190ZM196 3V2H195ZM54 4V3H53ZM53 4H51V5H53ZM62 4V3H61ZM69 4H70V2H69ZM84 5H85V2L83 3ZM82 4V5H83ZM86 4H87V2H86ZM92 4V3H91ZM97 3H95V5H96ZM99 4V3H98ZM97 4V5H98ZM120 4H122V3H120ZM128 5L127 3H124V5ZM140 4V3H139ZM143 4V3H142ZM142 4H141V6H142ZM147 4V3H146ZM146 4H145V6H146ZM192 4V6L194 5L193 4V2L191 3ZM190 4V5H191ZM204 4V3H203ZM206 5L208 4V5H211V3H205ZM217 4V3H216ZM216 4H214V5H216ZM40 5V4H39ZM55 5V4H54ZM57 5H58V3H57ZM56 5V6H57ZM62 5H65V4H62ZM62 5L61 6H59V7H61L62 8ZM76 5V4H75ZM81 5V6H82ZM125 5V6H126ZM177 5H180V4H177ZM186 6H187V3L185 4ZM198 5V4H197ZM197 5H194V6H197ZM202 5V4H201ZM205 5V6H206ZM207 5V6H208ZM70 6V5H69ZM71 6H73V4L71 3ZM93 6V5H92ZM122 6H123V4H122ZM130 6V5H129ZM140 6V5H139ZM194 6L191 8V6H190V8L191 9H193L194 8ZM199 6H200V4H199ZM219 7L220 6V3H219V5H216V6H214V8H216V7ZM246 6V5H245ZM74 7V6H73ZM78 7H80V6H78ZM83 7V6H82ZM85 7L87 8V6L85 5ZM85 7H84V9H85ZM88 7H90L89 5H88ZM94 7V6H93ZM99 7V6H98ZM112 7V6H111ZM111 7H108V8H110L111 9ZM114 7V6H113ZM142 7H144V6H142ZM172 7H174V6H171L170 8H172ZM189 7V6H188ZM202 7H203V5H202ZM211 7H213V6H211ZM217 7V8H218ZM242 7H244V6H242ZM54 8V7H53ZM57 8V7H56ZM55 8V9H56ZM94 8H96V7H94ZM105 8H107V7H105ZM107 8V9H108ZM120 8V7H119ZM177 7H175L174 9H176ZM179 8V7H178ZM190 8L188 9V12H189V10H190ZM196 9H198V6L197 7H195ZM205 9L206 8H208V9H211V10H207V12L208 11H214L212 8H210V7H204ZM203 8V9H204ZM216 8V9H217ZM63 9V8H62ZM68 10H69V12H70V9L71 8H67ZM74 9V8H73ZM84 9H81V10H84ZM90 9V8H89ZM107 9H104L103 8V11H105V10H107ZM110 9H108V10H110ZM117 9H118V7L115 9H113L114 11L116 10V12L115 13H119V11L121 12V10L123 11V8H120L119 10H118V12H117ZM155 9V8H154ZM196 9H194V10H196ZM76 10V9H75ZM91 10V9H90ZM95 10V9H94ZM99 10V9H98ZM101 10V9H100ZM107 10V11H108ZM125 10V9H124ZM127 10V9H126ZM136 9H134V11H135ZM179 9H177L176 10V12L178 11ZM206 10H205V12H206ZM2 11H3V13H2ZM88 11V10H87ZM102 11V10H101ZM112 11V10H111ZM127 11H129V10H127ZM132 11V10H131ZM133 11V12H134ZM148 11V10H147ZM156 11H158L157 9H156ZM160 11V10H159ZM158 11V12H159ZM163 11V10H162ZM167 11V10H166ZM180 11V10H179ZM178 11V12H179ZM191 11V10H190ZM217 11V10H216ZM83 12H85V11H83ZM100 12V11H99ZM110 12V11H109ZM124 12V11H123ZM122 12V13H123ZM126 12V11H125ZM133 12H129L128 13V15L129 14H132ZM149 12H151V11H149ZM153 13H154V11H152ZM151 12V13H152ZM165 12V11H164ZM181 12V11H180ZM179 12V13H180ZM186 13H187V11H185ZM203 12V11H202ZM201 12V13H202ZM8 13H11L10 15H8ZM87 13V12H86ZM91 13H92V10H91ZM110 13H112V12H110ZM121 13V14H122ZM145 14H147L146 13V11L144 12ZM167 13H168V16H169V12L167 11ZM171 13V12H170ZM182 13V12H181ZM190 13V12H189ZM193 13H195V15H196V13H197V15L199 14L198 12H193ZM200 13V14H201ZM108 14V13H107ZM120 14V13H119ZM118 14V16H119V18H123V16H121L120 17V15ZM125 14V13H124ZM124 14H122V15H124ZM135 14V13H134ZM138 14H141V13H138ZM145 14L143 15V13H142V15L143 16H145ZM150 14V13H149ZM148 14V15H149ZM154 14H156V13H154ZM173 14H175V12L173 11ZM177 14V13H176ZM200 14H199V16H200ZM203 14V13H202ZM201 14V15H202ZM72 15H73V13H72ZM99 15V14H98ZM103 15H104V13H103ZM112 15H114L113 13H112ZM127 15V13L124 15V16H128ZM141 15V16H142ZM151 15V14H150ZM160 15V14H159ZM159 15H157V16H155V17H158ZM163 15V14H162ZM183 15V14H182ZM194 15V16H195ZM204 15V14H203ZM81 16H83V13H82V15ZM87 16V15H86ZM106 16V15H105ZM104 16V17H105ZM108 16V15H107ZM110 16V15H109ZM116 16V15H115ZM135 16L136 15H134L133 16V14H132V17H134V18H132L133 20H135ZM142 16V17H143ZM154 16V15H153ZM153 16H152V18H153ZM180 16H181V14H180ZM186 16V15H185ZM192 16V15H191ZM70 17V18H69ZM88 17H89V15H88ZM96 17V16H95ZM95 17H93V19L95 18ZM101 17H102V15H101ZM129 17H131V15L129 16ZM137 17V16H136ZM138 17H140V16H138ZM142 17H140V18H142ZM146 17V16H145ZM182 17H184V16H182ZM187 17V16H186ZM189 17V16H188ZM197 17V19H198V16H196ZM206 17V16H205ZM82 18V17H81ZM83 18H87V17H83ZM98 18V17H97ZM114 18H116V17H114ZM126 18V17H125ZM148 18V17H147ZM160 18V17H159ZM163 18H164V16H163ZM190 18V17H189ZM69 19V20H68ZM73 19H71V20H73ZM91 19V18H90ZM89 19V20H90ZM92 19V20H93ZM96 19V18H95ZM94 19V20H95ZM104 19H106V18H104ZM108 19V18H107ZM109 19H113L112 17L111 18H109ZM117 19H118V17H117ZM128 19V18H127ZM126 19V20H127ZM144 19V18H143ZM149 19V18H148ZM156 19V18H155ZM165 19V18H164ZM173 19V18H172ZM175 19V18H174ZM180 19H183V23L184 22H187L188 20V23L191 21L190 19H193L192 17L190 18V19H186L185 20V18H180ZM199 19H200V17H199ZM202 19V18H201ZM206 19V18H205ZM0 20H1V18H0ZM81 20H83V19H79V23L80 22H85L84 20L83 21H81ZM88 20V21H89ZM92 20H90V21H92ZM93 20V21H94ZM100 20V19H99ZM102 20H103V18H102ZM101 20V21H102ZM120 20V19H119ZM123 20V19H122ZM126 20H123V21H126ZM129 20H130V18H129ZM128 20V21H129ZM133 20H130L129 22H131V21H133ZM137 21H138V19H136ZM140 20V19H139ZM167 20V19H166ZM171 20V19H170ZM178 20H179V18H178ZM194 20H196V18H194ZM65 21V22H64ZM87 21V22H88ZM96 21H97V19H96ZM101 21H100V24L99 25H101L102 23H101ZM104 21V20H103ZM106 21V20H105ZM117 21V20H116ZM115 21V22H116ZM153 21H155V20H153ZM152 21V22H153ZM165 21V20H164ZM174 21H176V20H174ZM198 20H196V22H197ZM200 21V20H199ZM2 22H3V20H2ZM5 22H3V23H1V21H0V23L1 24H4ZM72 22H74V21H72ZM86 22V23H87ZM107 22V21H106ZM111 22V21H110ZM113 23H114V21H112ZM120 22V21H119ZM122 22V21H121ZM121 22H120V24H121ZM161 22H163V21H161ZM167 22H169V20L167 21ZM249 22H250V20H249ZM75 23H76V21H75ZM90 23V22H89ZM92 24L94 23V22H91ZM97 23V22H96ZM103 23H105V22H103ZM109 23V22H108ZM123 23V22H122ZM142 23V22H141ZM146 23H147V21H146ZM157 23H158V21H157ZM170 23H174L173 21L172 22H170ZM188 23H185V24H188ZM193 23H195V21L193 22ZM199 23V22H198ZM197 23V24H198ZM202 23V22H201ZM206 23H209V22H206ZM224 23V22H223ZM70 24H71V22H70ZM85 24V23H84ZM84 24H82L81 23V25H80V27L81 26H83ZM88 24V23H87ZM111 24V23H110ZM125 23H123V25H124ZM131 24V23H130ZM138 24H140V23H138ZM143 24V23H142ZM142 24H140V26H139V28L142 26V27H144V29L143 28H141V29H139L138 27H137V29H139V30H141L140 32H141V35L138 37H136V36H134L133 37V39L132 40H134L133 42L134 43H129V38H125V36L127 35L128 36V34L129 33H132L131 31L129 32L128 30H126V31H128V34H127V32H126V34L123 36V34H122V32L120 31V33H118V34H122V35H117V36H120V37H122V38H125L124 40H125V42H128L131 46H133V44L135 45V47L136 48H134V50H131L130 49V46H128L129 48L127 49V50H131V52L132 53H130V51L128 52V51H126V48H127V46H126V44L124 45L123 44V42H121V43H119V44H123V45H119L120 47H121V49H122V46H123V48L125 49H123L124 51H125V53H130V57H132L133 56V58L132 59H135V63L133 62V60H132V62L134 63L133 65L135 66H133L132 68H131V66H130V70L131 71H129V70H127V71H125V73L127 72V74L130 72H132V77L131 78H129L127 81H125V80H123V79H125V78H121L124 82H122V80H121V82H116V83H111V82H109V86L107 87V85H105L104 87H101L100 89H98V91H97V93H95V94H91V96H89V95H87V96H89V97H87L86 95H85V97L86 98H83V100H81L80 102V104H81V106L79 105V108L81 107V109L83 108V111H80V112H78V114L80 115L81 114V112H83L84 114H86L84 111H88V110H85L86 109V107L87 106H89L90 104L92 105V102H93V104L95 103V102H98V105H100V103H102V104H104L103 102H101L100 100L101 99H103V98H108V99H106V100H108V101H110L111 100V98H112V100H114L115 101V99L113 98V96H114V94H115V96H118V95H116L118 92V94L119 95H121L120 93L123 91H125V95L124 94H122V95H124V96H121V98H123V97H125V99L127 98L128 100H126V102H127V104H123L122 106L123 107H125V108H120L121 110V112L119 111V109L117 108V106H116V103L114 104L113 102L114 101H112L110 104H112V107H115L116 106V109H118V111L121 113V114H123V111H126L127 113H128V115L130 114V113H132L131 115L132 116H134V118H132V116H131V118H130V116H129V120L128 119H125L124 118V120L123 119H121V117H120V120H122V121H120L119 120V113H117V114H115V115H117V120L119 121V122H122L121 124L118 122V124H117V128L119 129V127L118 126H120L121 125V129H122V131L121 132H123L122 133V137H123V135H124V137L122 138V140L120 139V143H122V144H119V145H122V148L121 149H123L124 151L126 150L127 151V153L128 152H130V150L128 151L127 150V148L129 147L130 149L132 148L133 149V151H135L134 149H137L138 147L141 149V150H139V151H142V148H143V151H145L144 150V148H147V150H148V148H150V147H152L153 148V146H155V145H153V144H151V145H153V146H150V143H151V138L153 137V139H154V133L156 132V128L157 127H159V125L158 126H156V127H154L155 125L154 124H156L155 122H157L160 118H161V116L165 113L163 110V114H161L160 116H159V114L160 113H158V111H160L159 110V108H160V106L159 105H161L162 103H160L159 105H156V102L158 101V98H156V99H153V98H155L154 96H153V92H157V91H155L154 89H155V87H154V89H153V87H152V85L153 86H155V84L156 85H159V84H157L158 82L160 83V85L162 86V84L164 83V84H166L167 86H168V84L170 83V80H171V77H169L168 75L169 74H171L170 76H172V73H170L171 72V67L173 68V70L175 69V68H177V67H175L174 68V66H173V63H171V61L174 59H177V58H185L184 56L185 55H188V54H190V53H192L193 51L195 52L196 51V49L195 48H197L198 49V47H195L194 48V45H195V43L196 42H198V37L196 36V35H191V36H186V35H183V34H181L182 36H180L179 37V35L178 36H176L175 34V36L173 35V32H171L170 31V28L169 29H167V28H165V27H167V26H165L166 24H168V23H165V25L164 24H161V23H158V25L160 24V25H163V26H165V27H156L155 25H153L154 27H156L157 29H153L151 26H150V24L148 25V26H150L153 30H148L149 29V27H146V26H143ZM145 24V23H144ZM191 25H193L192 23H190ZM196 24V23H195ZM200 24V23H199ZM214 24V23H213ZM226 24V22L224 23V25ZM65 25H64V27H65ZM73 25V24H72ZM72 25L70 26V28L72 27ZM77 25H79V24H77ZM93 25H95V24H93ZM97 25H98V23H97ZM97 25H95V26H97ZM113 25H116L117 27H118V25H117V23L116 24H113ZM125 25H127V23L125 24ZM137 25V24H136ZM135 24L134 25H132V26H136ZM169 25L170 24H168V27H169ZM179 25V24H178ZM206 25V24H205ZM217 25V24H216ZM73 26H75V24L73 25ZM85 26V25H84ZM89 26V25H88ZM88 26H86V27H88ZM90 26H92V25H90ZM94 26V27H95ZM102 27H104L103 26V24L101 25ZM101 26H100V28H101ZM107 26V25H106ZM112 26V25H111ZM110 26V27H111ZM120 26H122V25H120ZM132 26H129V27H127V28H130V27H132ZM188 26H190L189 24H188ZM200 26H201V24H200ZM204 25H202V27H203ZM209 26V25H208ZM213 26V25H212ZM221 26V25H220ZM223 26V25H222ZM77 26H75V28H76ZM92 28V29H94V31H95V29H97L96 27L95 28ZM99 27V26H98ZM107 27H109V26H107ZM106 27V28H107ZM214 27H215V25H214ZM214 27H212V28H214ZM57 28V27H56ZM67 28H69V26L67 27ZM74 28V27H73ZM105 28V29H106ZM113 28H115L116 29V27H114L113 26ZM113 28H109V29H113ZM125 27H123V28H120V29H122V31L123 30H125L124 29ZM126 28V29H127ZM132 28H134V27H132ZM136 28V27H135ZM172 28V27H171ZM179 28V27H178ZM241 28V27H240ZM4 29V30H3ZM53 29H55V30H53ZM57 29H59V28H57ZM61 29V28H60ZM64 29H66V27L64 28ZM77 29H78V27H77ZM80 29V28H79ZM78 29V31H82V30H79ZM82 29H84L85 30V28L83 27ZM87 29V28H86ZM104 28H101V31L103 30ZM119 29V28H118ZM131 29V28H130ZM173 29V28H172ZM182 29V28H181ZM185 28H183V30H184ZM187 29V28H186ZM190 29V28H189ZM192 30H193V27L191 28ZM195 29V28H194ZM218 29V28H217ZM220 29V28H219ZM222 29V28H221ZM71 30H72V28H71ZM70 29L69 30H67L66 29V31H71ZM76 30V29H75ZM90 30V29H89ZM107 30H108V28H107ZM106 30V31H107ZM133 30H136V29H133ZM56 31H58V30H56ZM55 31V32H56ZM62 31V30H61ZM73 31V30H72ZM77 30H76V32H78ZM86 31H88V30H85V32ZM93 30H92V32H91V35L90 34H88L87 32V34L88 35H90L91 36V38H93L92 37V34H93V32H94ZM113 31V30H112ZM116 32L115 33H117V32H119V31H117V30H115ZM178 31H180L181 33H183V31H181V30H179V29H177L176 30V33L178 32ZM188 31V30H187ZM191 31V30H190ZM218 31V30H217ZM250 31V30H249ZM52 32H51V34H52ZM54 32V33H55ZM63 32V35H64V30L62 31ZM62 32H61V34H62ZM74 32V31H73ZM76 32H74V33H76ZM84 31L82 32V33H85ZM98 33L100 32V30L99 31H97ZM97 32H96V34H97ZM103 33H101L100 34V36L102 35L103 36V34H108V33H106V32H104V30L102 31ZM111 32V31H110ZM114 32V31H113ZM112 32V33H113ZM136 32V31H135ZM166 32H168V34H166ZM216 32V31H215ZM248 32V31H247ZM58 33V32H57ZM66 33V32H65ZM68 33V32H67ZM79 33V32H78ZM86 33L83 35V36H86ZM112 33H111V36H112ZM137 33H139V31L137 32ZM169 33H172V36H170L169 35ZM174 33H175V31H174ZM179 33V32H178ZM214 33V32H213ZM23 34V35H22ZM24 34H26V35H24ZM50 34V33H49ZM48 34V35H49ZM59 34H60V30H59ZM59 34H57V35H59ZM81 34V33H80ZM114 34V33H113ZM165 34L166 35H169V37H167V39H166V36H165ZM217 34V33H216ZM247 34H249V32L247 33ZM22 35V36H21ZM57 35H56V37H57ZM66 35V34H65ZM70 35H71V33H70ZM72 35H73V33H72ZM79 35V34H78ZM94 35H95V33H94ZM99 35V34H98ZM116 35V34H115ZM218 35V34H217ZM257 34H255V37H257L256 36ZM36 36V35H35ZM34 36V38H36ZM41 36V35H40ZM51 36H54L53 34L51 35ZM51 36H49V41H51L52 42V40H53V37H52V39L50 40V37ZM62 36V35H61ZM68 36H69V34H68ZM75 36H77V33H76V35ZM90 36H87L88 37V40H90ZM96 36V35H95ZM108 36H110V34L108 35ZM245 36H247V35H245ZM259 36V35H258ZM262 36V35H261ZM31 37V36H30ZM42 37H44V35L43 36H41L40 37V39L42 38ZM48 37V36H47ZM47 37L46 38H42V39H46V41H47ZM55 36H54V38H56ZM65 37V36H64ZM72 37H74V35L72 36ZM79 38L81 37L80 35L78 36ZM77 37V38H78ZM107 37V36H106ZM115 37V36H114ZM129 37V36H128ZM154 37V38H153ZM158 37V38H157ZM177 37V38H176ZM254 37V38H255ZM260 37V36H259ZM33 38V37H32ZM37 38H39L38 36H37ZM36 38V39H37ZM58 38V37H57ZM61 38H63V37H61ZM70 38V36L68 37V39ZM76 38V37H75ZM82 38V37H81ZM94 38H97V36L96 37H94ZM94 38H93V40H94ZM99 38H102V37H99ZM104 38V37H103ZM109 38V37H108ZM107 38V39H108ZM112 38H113V36H112ZM111 38V39H112ZM121 38V39H122ZM132 38V37H131ZM135 38V39H134ZM26 39H29L28 37L26 38ZM36 39H35V41H36ZM65 39V38H64ZM66 39H67V36H66ZM70 39H72V38H70ZM83 39V38H82ZM106 39V38H105ZM110 39V38H109ZM110 39V40H111ZM116 39V38H115ZM115 39H113L114 41H115ZM118 39V38H117ZM120 39V38H119ZM118 39V40H119ZM38 40V39H37ZM84 40V39H83ZM93 40H91L90 42H92L93 43ZM96 40V39H95ZM97 40H100V39H98L97 38ZM102 40V39H101ZM110 40L108 41V42H110ZM113 40H111V43H115V42H113ZM117 40V41H118ZM124 40H121V41H124ZM128 40V41H127ZM247 40H249V39H247ZM258 40H259V38H258ZM260 40H262L261 38H260ZM4 41H6V42H4ZM25 41V40H24ZM27 41V40H26ZM25 41V42H26ZM30 41V40H29ZM28 41V42H29ZM34 41V42H35ZM39 41V40H38ZM41 41V40H40ZM64 41V40H63ZM63 41H59V42H63ZM103 41H104V39H103ZM105 41H107V40H105ZM116 41V42H117ZM41 42H43V43H48V41L47 42H44L43 40L41 41ZM50 42V43H51ZM101 42V41H100ZM99 42V43H100ZM119 42H120V40H119ZM202 42V41H201ZM6 43V44H5ZM31 43V42H30ZM30 43H29V45H30ZM32 43H33V41H32ZM38 43V42H37ZM40 43V42H39ZM42 43V45H44L45 46V44H43ZM53 43V42H52ZM52 43L51 44H47V47H48V45H52ZM58 43V42H57ZM98 43V45H100L99 47H102L101 46V44H99ZM104 43V42H103ZM110 43V44H111ZM22 44V45H21ZM24 44H26V43H24ZM34 44V43H33ZM59 44V43H58ZM58 44H53V46L55 45V46H57ZM78 43H76V45H77ZM87 43H85V45H86ZM94 44H95V42H94ZM94 44H93V46H94ZM96 44H97V41H96ZM95 44V45H96ZM105 44H107V43H105ZM105 44H103L104 46H107V45H105ZM109 44V45H110ZM118 44V43H117ZM116 43H115V47H117L116 45H117ZM27 45V44H26ZM29 45H27L28 47H29ZM38 45H40V44H38ZM37 45V46H38ZM75 45V47H77ZM79 45L80 44H78V47H79ZM89 45H92L91 43H89ZM88 45V46H89ZM97 45V46H98ZM128 45V44H127ZM204 45H205V43H204ZM31 46V45H30ZM34 46H36V44H34ZM93 46L91 47L92 49H93ZM96 46V47H97ZM117 47L118 49L120 48V47ZM125 46H126V48H125ZM26 47V46H25ZM24 47V49L26 50V48ZM33 47V46H32ZM39 47V46H38ZM40 47H41V45H40ZM39 47V48H40ZM81 47V46H80ZM95 47V46H94ZM112 47V46H111ZM115 47H113L114 49H115ZM7 48H4V50H6ZM34 48H36V47H34ZM33 48V49H34ZM49 48H51V47H49ZM53 48V47H52ZM67 47H65V49H66ZM70 48V47H69ZM72 50L71 51H73V50H75V48H73V45H72ZM83 48H85V46L83 47ZM90 47H87V49L88 50H90V51H92L91 49H89ZM103 49L102 50H104L106 47H102ZM112 48V50H114ZM28 49H30V51L32 50V52H33V49H31V47L30 48H27V50ZM37 49V48H36ZM40 49H44L43 51H41V52H44L47 48L46 47H41ZM39 49V50H40ZM64 49V50H65ZM77 49V48H76ZM80 49V48H79ZM98 49V48H97ZM96 49V51H95V48L93 49L95 52H97L98 53V55H100L99 54V49L97 50ZM101 49V48H100ZM108 49V48H107ZM104 50L105 51V53L107 52V51H109L110 50V48H109V50ZM195 49V50H194ZM1 50V49H0ZM23 50V49H22ZM22 50L20 49V51H21V54H23V52H22ZM35 50V49H34ZM63 50V51H64ZM68 51H69V49H67ZM78 50V49H77ZM77 50H75V51H77ZM120 50V49H119ZM123 50H122V52H123ZM200 50V49H199ZM198 50V51H199ZM2 51V54H4L5 56L7 55V54H10V53H8L9 51H7V54H5V53H3L4 51L3 50H1ZM29 51V50H28ZM38 51V50H37ZM36 51V52H37ZM54 51V50H53ZM61 51H62V49H61ZM70 51V52H71ZM81 51L83 52V50H82V48H81ZM81 51L79 52V50H78V54L79 53H81ZM104 51H100L101 53L103 52L104 53ZM116 51V53H117V50H115ZM114 51V52H115ZM6 52V51H5ZM25 52V51H24ZM39 52V51H38ZM64 52H66V51H64ZM63 52V53H64ZM69 52V53H70ZM87 52V51H86ZM85 52V53H86ZM93 52V51H92ZM92 52L90 53V54H92ZM113 52V51H112ZM111 52V53H112ZM113 52V53H114ZM120 54H116L118 57H121L122 56V54L124 53H122V52H120V51H118ZM193 52V53H194ZM29 52H27V54H28ZM31 53V52H30ZM34 53V52H33ZM88 53V52H87ZM102 53V54H103ZM105 53H104V56H105ZM111 53H109V54H111ZM112 53V54H113ZM122 53V54H121ZM125 53L123 54V56L125 55ZM198 53V52H197ZM215 53H216V51H215ZM1 54V55H2ZM35 54V53H34ZM75 54V53H74ZM83 54V53H82ZM89 53H88V55H90ZM108 54V55H109ZM213 54H214V52H213ZM0 55V56H1ZM12 54H10V56H11ZM13 55V56H14ZM25 55V54H24ZM69 56V54L68 53H66V56ZM70 55L72 56V54L70 53ZM77 54H75V56H76ZM81 54H79V56H80ZM93 55V54H92ZM96 55L97 54H94V56L96 57ZM97 55V56H98ZM114 55V54H113ZM120 55V56H119ZM194 55V54H193ZM3 56V55H2ZM5 56H3V57H5ZM21 56V55H20ZM56 56V55H55ZM62 56V55H61ZM60 55H59V57H61ZM64 56H65V53H64ZM67 56V57H68ZM71 56H69V57H71ZM78 56V55H77ZM83 56V55H82ZM101 57H104V56H102V55H100ZM99 56V57H100ZM112 56V55H111ZM117 56L115 57V58H117ZM125 56H128V54L127 55H125ZM125 56L124 57H122V58H125ZM22 57V56H21ZM58 57V58H59ZM84 57V56H83ZM95 57H93V58H95ZM100 57V58H101ZM106 57V56H105ZM105 57H104V59H105ZM108 58L107 59H109V56H107ZM113 57V56H112ZM114 57H113V59H114ZM130 57H127L126 59L128 60ZM8 58V57H7ZM12 58V57H11ZM17 58V57H16ZM62 58L64 59V57L62 56ZM79 58V57H78ZM80 58H81V56H80ZM88 58V56L86 55V59ZM91 58V60H93L92 59V56L90 57ZM90 58H88L89 60H87L86 61V63H89V61H90ZM98 58V57H97ZM100 58H98V59H100ZM6 59V58H5ZM9 59H10V57H9ZM13 59V58H12ZM12 59H10V60H12ZM18 59V58H17ZM56 59V58H55ZM70 58H68V60H69ZM72 59H77V58H72ZM82 59H84V58H82ZM98 59H96V60H98ZM102 59V58H101ZM103 59V60H104ZM110 59H111V57H110ZM120 59V58H119ZM136 59H137V62H136ZM19 60L21 61L22 59H20L19 58ZM59 60L61 61V59L59 58ZM58 59H57V61H59ZM66 60L67 59H65V61L63 60V64H65L64 62H66ZM85 60V59H84ZM116 60H118V58L117 59H115L114 60V62L112 63L113 65H114V63L116 64ZM122 60V59H121ZM126 60V62H128ZM130 60V59H129ZM14 61V60H13ZM57 61H56V63H57ZM82 61V60H81ZM102 61V60H101ZM116 61V62H115ZM119 61V60H118ZM123 61H124V59H123ZM193 61H195V60H193ZM193 61H192V63H191V66H192V64H193ZM198 61H200V59L199 60H197L196 59V62L195 63H197ZM202 61V60H201ZM12 62V61H11ZM11 62H10V64L7 66V65H4V66H6L7 67V69H8V67H11L12 69L11 70H13V66L11 65ZM15 62H18V61H16L15 60ZM22 63H23V61H21ZM43 62V61H42ZM41 62V63H42ZM44 62H45V64H44ZM43 63H42V65H41V63L39 64L40 65V67L41 66H43V65H46V63L47 62H49V61H44ZM51 62H53V61H51ZM51 62H50V64L49 65H51V68H52V65L53 64H51ZM55 62V61H54ZM53 62V63H54ZM69 62H71V65H75V62H76V60L75 61H73V60H70ZM72 62H73V64H72ZM80 62V61H79ZM79 62H77L78 64L77 65H79ZM130 62H131V60L129 61V65H130ZM131 62V63H132ZM189 62H191L190 60H189ZM189 62H187V64L189 63ZM203 62H205V61H202V65H204V63ZM0 63H1V61H0ZM55 63V64H56ZM59 63V62H58ZM57 63V64H58ZM68 63V62H67ZM94 63H95V60H94ZM118 64L117 65H120V61L119 62H117ZM175 63V62H174ZM194 63V64H195ZM4 64V63H3ZM6 64V63H5ZM12 64L13 65H15V63H13L12 62ZM19 64H21V63H19ZM24 64V63H23ZM34 64L35 63H33V68H34ZM56 64V65H57ZM81 65H83L84 64V62L83 63H80ZM90 64V63H89ZM124 64H125V62H124ZM124 64H122L124 67H125V65ZM127 64V63H126ZM135 64H137V66L135 65ZM190 64V63H189ZM194 64H193V66H194ZM198 64H200V63H198ZM11 65V66H10ZM17 65V64H16ZM47 65H48V63H47ZM55 65V66H56ZM61 65V64H60ZM59 64L56 66V67H54V65H53V69H58V66H60ZM66 65V64H65ZM69 65V64H68ZM68 65H67V67H68ZM70 65V66H71ZM74 65H73V67H74ZM112 65V66H113ZM129 65H128V67H129ZM174 65H176V64H174ZM180 66L179 67H181V63L179 64ZM185 65H186V63H185ZM207 65V64H206ZM259 65V64H258ZM3 66V65H2ZM2 66L0 65V68H2ZM20 66V65H19ZM18 66V67H19ZM24 66V65H23ZM30 66H31V64H30ZM29 66V67H30ZM64 66V65H63ZM59 67V70L62 68H64V67ZM111 66V67H112ZM115 66V65H114ZM177 66V65H176ZM192 66V68L190 67H187V68H189V69H187V71L188 70H194V67ZM195 66H196V64H195ZM198 66V68H199V65H197ZM197 66H196V68H197ZM26 68H27V66H25ZM28 67V69L29 70H31L30 68ZM36 67H37V65H36ZM36 67H35V70H36ZM40 67H38L39 69H40ZM48 67V66H47ZM46 67V68H47ZM72 67V66H71ZM73 67H72V70H73ZM75 67H76V65H75ZM118 67H120V66H118ZM123 67V68H124ZM127 67V65H126V68H128ZM182 67H184V66H182ZM15 68V67H14ZM21 70L24 68H22V67H19ZM26 68H24V70H26ZM37 68V69H38ZM51 68H49V70L51 69ZM122 68V67H121ZM122 68V69H123ZM126 68H124L125 70H126ZM185 68V67H184ZM198 68L196 69L197 71H198ZM202 68H203V66H202ZM205 68V67H204ZM203 68V69H204ZM256 69H257V67H255ZM5 68L3 67V69L2 70H0V75H1V77L2 76H4V74L6 75L7 73L5 72V71H3ZM38 69V70H39ZM42 70H43V68H41ZM71 69V68H70ZM115 69H116V66H115ZM121 69V70H122ZM170 70V71H167V70ZM201 69V68H200ZM243 69H247V70H249V71H251V72H249V73H247L246 75H244L243 76V78L240 80V82H239V87L244 91V94H245V97H246V100H247V102H248V104L250 105V106H252V112H251V117H250V119H248V121L246 122V125L244 124V128L247 130H252L253 129V126H256V128H260V127H262V128H264V76L259 72V71H257L256 69H251V68H247V67H243V68H241L240 70H239V72L241 71V70H243ZM6 70V69H5ZM21 70H18V71H21ZM27 71L26 73H31V71ZM34 70V69H33ZM42 70H40V72L42 71ZM49 70H48V68L46 69V70H44L45 72L46 71H48L49 72ZM65 70H67L66 68H65ZM65 70L63 69V72H65ZM110 70H111V68L109 69V73H110ZM119 70V69H118ZM117 70V71H118ZM135 70V72L136 73H138V75L136 76H133V71ZM176 71H178L177 69H175ZM174 70V71H175ZM190 71V72H193V73H195L196 74V72H194V71ZM202 70V69H201ZM3 72V75L1 74L2 72ZM9 71V70H8ZM7 71V72H8ZM17 71V73H18V76H19V73L20 72H18ZM23 71V70H22ZM52 71V70H51ZM50 71V72H51ZM61 71V70H60ZM68 71V70H67ZM70 71V70H69ZM79 71V70H78ZM113 72H112V75H116L117 74V71L115 72L114 71V68H113V70H112ZM165 71H167V72H169L168 73V75L166 76H164V75H162ZM180 71L181 70H179V73L178 72H176L178 75H180ZM182 71H186V69L185 70H182ZM181 71V72H182ZM186 71V72H187ZM5 72V73H4ZM14 72V71H13ZM16 72V71H15ZM35 72H37L38 73V71L36 70ZM40 72H39V74H40ZM48 72H46V73H48ZM54 72V71H53ZM53 72H51V73H53ZM55 72H57V71H55ZM55 72L53 73V74H51V73H49V74H51V75H54L55 77H56V75H55ZM73 72V71H72ZM119 72H120V70H119ZM167 72H166V74H167ZM13 74L12 72H9V74ZM17 73H15V77H16V80H19L20 81V79L21 78H24V77H21V76H24L23 74H21V76H19L20 78L19 79H17L18 78V76L16 75ZM24 73V72H23ZM26 73H24V74H26ZM28 73V74H29ZM33 73V72H32ZM32 73H31V75H32ZM36 73V74H37ZM46 73H43L42 72V74H46ZM60 73V72H59ZM68 73V72H67ZM173 73H175V72H173ZM188 73H189V71H188ZM8 74V75H9ZM35 74V73H34ZM36 74H35V77H36ZM60 74H62V75H60V76H62V81H63V79L65 80V77L63 78V76H66V74L65 73H60ZM111 74V73H110ZM109 74V76H112V75H110ZM165 74V73H164ZM176 74V75H177ZM185 75H186V73H184ZM190 75V77H187V75L185 76H182V77H187V79L188 78H190V79H192L193 80V78H191L192 77V75H191V73H189ZM198 74L200 75L201 74V71L200 72H198ZM238 74V73H237ZM27 75V74H26ZM51 75L49 76L50 78H51ZM107 75H108V72H107ZM118 76H117V78L119 77V76H121V75H123V72L121 71L120 72V75H119V73L117 74ZM155 75L157 76H159L158 77V80H157V78H155ZM173 75H175V74H173ZM176 75H175V78H176ZM183 75V74H182ZM194 75V74H193ZM199 75H197V76H199ZM7 76V75H6ZM5 76V77H6ZM12 75H10V77H11ZM30 75H28L27 77H25L26 78V82H28L27 81V79L29 80L30 78H28ZM42 76V75H41ZM44 76V77H43ZM42 77L43 78H46L45 76H48V75H43ZM53 76V77H54ZM124 76V75H123ZM196 76V75H195ZM0 77V78H1ZM9 77V76H8ZM33 77V76H32ZM39 77V76H38ZM41 77V78H42ZM52 77V78H53ZM57 77H58V75H57ZM67 78L66 79H69L68 77H69V75L67 74V76H66ZM173 77V76H172ZM11 78H13V76L11 77ZM25 78L23 79V80H21V81H23V83H24V80H25ZM41 78H39L38 79V81L41 79ZM42 78V79H43ZM52 78L51 79H49V80H51L52 81ZM75 78V77H74ZM154 79V81L155 82H153V79ZM174 78V77H173ZM172 78V79H173ZM179 80L181 79V78H179V77H177ZM176 78V79H177ZM13 79H15V78H13ZM12 79V80H13ZM32 79V78H31ZM41 79V80H42ZM55 79V78H54ZM108 79L110 80V77H108ZM107 79V80H108ZM114 79V78H113ZM151 79H152V81H151ZM175 79V80H176ZM178 79H177V81H178ZM186 79V80H187ZM195 79V78H194ZM199 80H200V78H198ZM198 79H195L196 81H194L193 80V82L192 81H190V82H192L193 84H197V81H198ZM7 80V79H6ZM5 80V81H6ZM9 80V79H8ZM7 80V81H8ZM11 80V81H12ZM15 80V81H16ZM33 80H36L37 81V79H32V80H30L32 83L33 82H36V81H33ZM107 80H105L104 82L105 83H107ZM118 80V79H117ZM116 80V81H117ZM151 82H150V81ZM175 80L173 81V80H171V81H173V82H175ZM183 80V79H182ZM181 80V81H182ZM3 81V80H2ZM10 81V80H9ZM10 81V82H11ZM15 81H13L14 83H15ZM19 81H17L18 83L17 84H19L20 85V83L21 82H19ZM37 81V82H38ZM43 81V80H42ZM42 81L41 82H39V83H42ZM48 81V80H47ZM55 81L57 82V84L58 83H60V82H62L61 80H60V82H58L59 81V79H55ZM54 81V82H55ZM67 81V80H66ZM111 81V80H110ZM176 81V82H177ZM181 81H180V83H179V81H178V83L179 84H181ZM183 81H185V80H183ZM188 81V80H187ZM10 82H8V84H10ZM25 82V83H26ZM37 82H36V85H38L37 84ZM50 82V81H49ZM56 82H55V85H57L56 84ZM65 82V81H64ZM68 82V81H67ZM67 82H65V83H61L62 85H64V84H66L67 85ZM172 82V83H173ZM175 82V83H176ZM2 83V82H1ZM12 83V82H11ZM32 83H30L29 82V84H26V85H33ZM47 83V82H46ZM51 83V82H50ZM176 84V85H179V84ZM188 83V85L189 84H191V83H189V82H187ZM186 83V81H185V85L187 84ZM8 84H6L5 83V85L7 86ZM16 84V85H17ZM48 84V83H47ZM52 84H54V83H52ZM75 84V83H74ZM104 84V83H103ZM108 84V83H107ZM0 85H3V84H0ZM12 85H13V83H12ZM21 85H23L24 86V84H22L21 83ZM25 85V86H26ZM30 85V86H31ZM40 85V84H39ZM38 85V86H39ZM51 85V84H50ZM50 85H48V86H50ZM66 85H65V87H66ZM159 85V86H160ZM175 84H174V86H176ZM184 85V82H183V84H182V86ZM184 85V86H185ZM9 86V88H12L10 85H8ZM8 86L6 87L7 89H8ZM23 86H20V88H18L19 90L21 89V87H22V89H23ZM25 86H24V89H25ZM28 86H27V88H28ZM34 87H35V84L33 85ZM37 86V89H39V90H42V89H40L41 88V85L38 87ZM44 86H46L45 85V83H44ZM52 86V85H51ZM90 86V85H89ZM159 86H157L156 87V89L158 88V91H160V88H159ZM160 86V87H161ZM165 86V85H164ZM164 86H162L161 87V89L164 87ZM166 86V88H168ZM171 86H173V85H171L170 84V87L169 88H172ZM180 86V85H179ZM182 86H180V88L182 89L183 87ZM191 86V85H190ZM2 87V86H1ZM5 87V86H4ZM14 87H15V85H14ZM13 87V88H14ZM17 87V86H16ZM53 87V86H52ZM50 88V90L51 89H54L55 90V88L57 87V89H58V87L59 86H54L53 88ZM60 87H64V86H60ZM59 87V88H60ZM65 87L64 88H61V91H62V89H65ZM77 87V86H76ZM75 87V88H76ZM149 87H152L151 89H149ZM188 87V89L189 88H191V87H189V86H187ZM12 88V90H14ZM26 88V89H27ZM30 88V87H29ZM31 88H33L32 86H31ZM45 88V87H44ZM47 88V87H46ZM72 88V87H71ZM74 88V87H73ZM91 88H92V85H91ZM93 88H94V86H93ZM133 88H137V90H135V89H133ZM165 89L164 88V90H169L170 91V89ZM175 88V87H174ZM176 88H177V86H176ZM185 88V87H184ZM183 88V89H184ZM0 89H5V88H0ZM36 89V88H35ZM34 88L33 89H28V94H27V96H26V92L25 91H23V90H21V91H23V92H25V95H24V97H22L23 96V94H21V99H20V101L18 100V99H16V97L15 96H17L18 95V92H17V95H16V93L14 94V91L16 92V90H14L13 91V93H11V94H14L13 96H14V98L16 99V100H18L20 103H27V100H26V98L28 97V96H30L29 98H27V99H29L30 100V104H29V102H28V104H27V106H29L30 108L32 107L31 105L33 104L34 105V103L37 101V100H39L40 102H42V100H44V98L45 97H41L42 98V100L41 99H39L38 97V95H40V94H42V95H46V93L44 92V93H40V91L39 90H37V92H39L38 93V95H35V94H37V92L36 93H34L36 90H35ZM57 89L55 90V91H57ZM95 89V88H94ZM133 90V92H134V90H135V92L132 94V95H129L128 93V95H129V98L128 97H126L127 95H126V92H129L130 90ZM152 89H153V91H152ZM177 89H179V88H177ZM177 89H174V90H177ZM11 90V89H10ZM12 90L11 91H7V92H4V91H6V89L4 90V91H1V92H4L5 93V96H6V94L8 95V92L10 93V92H12ZM31 90V91H30ZM45 90H48V88L47 89H45ZM88 90H89V87H88ZM96 90H97V88H96ZM131 90V91H132ZM184 90H186L185 92H187L188 90H187V88L186 89H184ZM184 90H179V91H181V93H182V91L184 92ZM192 90V89H191ZM18 91V90H17ZM53 91V90H52ZM54 91V92H55ZM60 91V92H61ZM130 91V92H131ZM152 91V92H151ZM163 91V90H162ZM173 91V90H172ZM178 91V90H177ZM177 91H174L175 93L177 92ZM0 92V93H1ZM51 92V91H50ZM63 92V91H62ZM122 92V93H123ZM161 92V91H160ZM191 92V91H190ZM190 92H187V93H185V94H188V95H190ZM48 93H49V91H48ZM48 93H47V95L46 96H48ZM59 93V92H58ZM159 93V92H158ZM166 93H168V91H166ZM175 93L173 94V95H175ZM181 93H176L177 95L179 94V95H181ZM50 94V93H49ZM59 94H63V93H59ZM162 94V93H161ZM170 94H171V92H170ZM171 94V95H172ZM1 95V94H0ZM2 95H4V94H2ZM51 95V94H50ZM53 95H54V93H53ZM53 95H51V96H53ZM156 95H157V93H156ZM155 95V96H156ZM158 95H160V93L158 94ZM169 95V94H168ZM176 95V96H177ZM178 95V96H179ZM187 95V96H188ZM12 96V95H11ZM10 95H8V98L9 97H11ZM12 96V97H13ZM38 96V97H37ZM56 96V95H55ZM58 96H60V95H58ZM161 96V95H160ZM167 96V95H166ZM182 96V95H181ZM2 97V96H1ZM0 97V98H1ZM4 97V96H3ZM2 97V98H3ZM18 97V96H17ZM19 97H20V95H19ZM131 97V98H130ZM159 97V96H158ZM162 97H164V96H162ZM168 97V96H167ZM186 96H182L181 98H185ZM190 97H192L191 95H190ZM189 97V99L191 100V98ZM38 98V99H37ZM50 98V97H49ZM49 98H48V100H49ZM55 98V97H54ZM53 98V99H54ZM118 99L117 100H119L120 99V96H118L117 97ZM169 98H170V96H169ZM172 98H173V96H172ZM180 98V99H181ZM4 99V98H3ZM6 99V98H5ZM13 99V98H12ZM47 99V98H46ZM51 99V98H50ZM58 99L60 100V98L58 97ZM105 99L103 100L104 102H105ZM130 99H131V101H130ZM168 99V98H167ZM176 99H178V98H176ZM175 99V100H176ZM186 99H187V97H186ZM186 99H183V101L184 100H186ZM189 99H187L186 101H188ZM2 100V99H1ZM6 100H8L9 101V99H6ZM57 100V99H56ZM55 100V102H57ZM79 100V99H78ZM117 100H116V102H117ZM123 100H124V98H123ZM171 100V99H170ZM170 100H166L165 99V101H170ZM182 100V99H181ZM189 100V101H190ZM3 101V100H2ZM5 101V100H4ZM46 101L47 100H45V103H46ZM120 101V100H119ZM131 102V103H128V102ZM161 101H164V100H161ZM161 101H158L157 102V104L159 103V102H161ZM165 101H164V103H165ZM173 102H174V100H172ZM188 101V102H189ZM12 103L14 102L13 100L11 101ZM18 102V103H19ZM32 102H34V103H32ZM40 102H39V104H40ZM44 102V101H43ZM50 102H51V100H50ZM54 101H52V103H53ZM54 102V103H55ZM122 103H123V101H121ZM176 103H177V101H175ZM178 102L179 103H177V105L178 104H181V106L184 104V102H182V103H180V101L178 100ZM191 102V101H190ZM189 102V103H190ZM5 103V102H4ZM12 103H10V104H12ZM15 103L16 102H14V105H15ZM58 103V102H57ZM65 103V102H64ZM71 103V102H70ZM70 103H68V104H70ZM75 103V102H74ZM106 103H107V101H106ZM121 103V104H122ZM167 103V102H166ZM189 103H186L187 104V106L188 105H190ZM7 103H5V104H2V106L3 105H6ZM8 104H9V102H8ZM17 104V103H16ZM24 104H22V105H24ZM38 104V101L36 102V105H34V107L33 108H35L36 106H40ZM49 104V103H48ZM56 104V103H55ZM79 104V103H78ZM101 104V105H102ZM108 104V103H107ZM113 104H114V106H113ZM119 104H120V102H119ZM120 104V105H121ZM130 104V105H129ZM174 104V103H173ZM185 104V105H186ZM45 104L43 103L42 104V108H43V106H44ZM53 105V104H52ZM52 105H48V106H52ZM109 105V104H108ZM119 105V106H120ZM177 105H173L175 108H178V107H176ZM1 106V107H2ZM9 106V105H8ZM11 106V105H10ZM17 106V108L18 109H20V107H18L19 106V104L18 105H16ZM47 106V105H46ZM48 106H47V109H48ZM57 106V105H56ZM93 106V105H92ZM95 106L97 107V109L99 108V107H101V106H97V103L95 104ZM95 106H94V108H92V111H95L94 109H96L95 108ZM106 106V107H105ZM110 106V105H109ZM109 106H107V105H104V107L102 106V108L103 109H105V108H109ZM169 106V105H168ZM171 106H172V104H171ZM172 106V107H173ZM184 106V105H183ZM7 107V106H6ZM6 107H4V108H6ZM12 108L10 109V110H12L14 107L13 106H11ZM23 107V108H22ZM21 107V109H22V112L24 111L23 109H24V107L25 106H22ZM28 107V108H29ZM41 107V106H40ZM54 107V106H53ZM52 107V108H53ZM90 107V106H89ZM162 107V106H161ZM170 107V106H169ZM8 108L9 107H7V110H8ZM32 108V109H33ZM42 108H40V109H42ZM46 108V107H45ZM50 109L49 110H51L52 108L51 107H49ZM64 108V111L67 109L68 110V108L67 107H63ZM66 108V109H65ZM71 107H69V109H70ZM76 108V107H75ZM75 108L74 107H72L71 108V110L73 109L74 111H75ZM88 108V107H87ZM174 108V109H175ZM181 108V107H180ZM184 107H182V109H183ZM186 108H188V107H186ZM1 109H3V108H0V110ZM21 109H20V111H21ZM27 109V108H26ZM25 109V110H26ZM31 109V110H32ZM38 109V112L36 111ZM37 109L35 110V112L34 111H32L33 112V115H34V113H38V118L37 117H35L34 116V119L33 120H29L30 121V124H28V127H24L23 125L22 126H20V124H19V126H17V125H15V127L13 128L11 125H9L11 128H13V129H11V130H8V127L9 126H7V128H6V126H5V124H3V123H1V121H2V119L4 118L3 116H1L0 115V126H1V128H3L2 129V131L0 132V157H3L4 155V157H7L9 154H10V157L8 156L7 158H1L0 160V167L1 166H4L5 167V164H9V163H16V162H18V163H20V161L22 160L21 159V157L20 156H23L22 155V152H21V154H20V152L19 151H21V150H23L24 151V149L22 148L24 145H26L25 143H26V140H29V139H34L35 137H37L38 138V136H39V134H40V132L38 133V136H35V135H33V132L34 133H36V131H35V129H41L42 127L44 128V126H46L47 125V127L49 126V123L48 124H46V125H44L43 126V124L44 123H47V121L49 122V118L46 116V115H48V113L47 114H45L46 113V110L44 111L45 113H42V111H43V109H42V111L37 107ZM54 109V108H53ZM61 109V108H60ZM76 109H78V108H76ZM97 109H96V114L95 115H97V114H99L98 112H97ZM101 109V108H100ZM107 109H106V111H107ZM110 109V108H109ZM111 109H113V108H111ZM115 109V110H116ZM170 109V108H169ZM173 109V108H172ZM179 109V108H178ZM263 109V110H262ZM10 110H8V112L10 111ZM28 110V109H27ZM26 110V111H27ZM31 110H29V111H24V112H26V114L24 113V115H29V113H30V111ZM41 111V113H39L40 111ZM47 111V112H49V113H52L51 111ZM71 110H68L69 112H71ZM80 110V109H79ZM131 110H133V111H135V112H133V111H131ZM180 110V109H179ZM185 110V109H184ZM187 110V109H186ZM185 110V111H186ZM4 111V109L3 110H1V112H3ZM6 111V110H5ZM13 111V110H12ZM11 111V113H13ZM54 111V110H53ZM59 111V110H58ZM63 111V110H62ZM73 111V113H75ZM78 111V110H77ZM89 111H91V107H90V110ZM100 111V110H99ZM103 111V110H102ZM105 111V112H106ZM172 111H174V110H172ZM182 111L183 110H181L179 113H180V115H182L181 113H182ZM189 111V110H188ZM29 112V113H28ZM101 112V111H100ZM108 112V114L110 113L111 114V112H114V110L113 111H107ZM116 112H117V110H116ZM115 112V113H116ZM126 112H125V114H126ZM161 112V111H160ZM177 112H178V110H177ZM10 113V112H9ZM20 113V112H19ZM28 113V114H27ZM37 113H36V116H37ZM66 113H67V111H66ZM88 113V112H87ZM91 113V112H90ZM90 113H89V116L91 117L92 115H90ZM137 113V114H136ZM162 113V112H161ZM167 113L170 115V116H172V114H173V112H171V110H168L167 111ZM167 113H165V114H167ZM5 114H8L7 112H5ZM18 114V113H17ZM23 114V113H22ZM44 114V115H43ZM70 114V116L72 117V112L71 113H69ZM69 114H67V115H69ZM77 114V113H76ZM75 114V115H76ZM83 114V115H84ZM93 114V116H95L94 115V112L92 113ZM104 114V113H103ZM102 114V115H103ZM114 114V113H113ZM113 114H111V116L113 115ZM125 114H123V116H126ZM9 115V114H8ZM12 115V114H11ZM14 115V114H13ZM12 115V116H13ZM23 115V116H24ZM33 115L31 114V117H33ZM58 115V114H57ZM62 115H65V114H63L62 113ZM62 115H60V117L62 116ZM75 115H73V117L75 116ZM78 115V116H79ZM83 115H81V118H82V116ZM100 116H95V117H99L100 119H101V114H99ZM105 115H106V113H105ZM104 115V116H105ZM114 115V116H115ZM180 115H178V116H180ZM186 115V114H185ZM6 116V115H5ZM10 116V115H9ZM8 116V117H9ZM15 116H17V115H14V118H16ZM18 116H20V114L18 115ZM46 116V117H45ZM50 116H52L53 117V114L52 115H50ZM85 116V115H84ZM86 116H88L87 114H86ZM85 116V117H86ZM88 116V117H89ZM108 116H110V115H108ZM107 116V117H108ZM111 116H110V118L108 117V119H110L109 121L111 122L112 120L111 119H113V118H111ZM113 116V117H114ZM123 116H122V118H123ZM164 116V115H163ZM163 116H162V118H163ZM166 116V115H165ZM177 116V117H178ZM247 116H249V114L247 115ZM26 117V116H25ZM29 117V116H28ZM58 117V116H57ZM60 117H58L59 118V121H60ZM85 117H83L82 119L83 120H85ZM88 117H86V118H88ZM94 117V118H95ZM107 117H106V119H107ZM173 117V116H172ZM183 117V115L181 116V118ZM186 117H187V115H186ZM262 117V118H261ZM11 118H13V117H11ZM20 118V117H19ZM30 118V117H29ZM56 118V117H55ZM54 118V119H55ZM69 118V117H68ZM78 118H80V117H78ZM92 118V121H93V117H91ZM98 118V119H99ZM104 117H102V120H105L106 121V119L104 118ZM114 118H116V116L114 117ZM171 118V117H170ZM4 119H6V117L4 118ZM28 119V118H27ZM74 119H76V120H74V121H76L77 122V124L76 125H78V122L79 121H77V117H75ZM172 119V118H171ZM178 119H180L179 117H178ZM183 119V118H182ZM181 119V120H182ZM10 120V119H9ZM13 120V119H12ZM12 120L10 121V122H12ZM15 120H19V119H14V121ZM50 120H51V117H50ZM56 120H57V118H56ZM63 120H65L66 121V116H64V118L62 117V121ZM67 120H72L71 118L70 119H67ZM78 120H80V119H78ZM89 120H91V119H89ZM89 120H87L86 119V121H89ZM113 120H115L116 121V119H113ZM136 121L137 120V122H135V123H133V122H131V121ZM157 120V121H156ZM180 120V121H181ZM192 118H191V121L190 122H192ZM13 121V122H14ZM46 121V122H45ZM74 121H70L71 123H73ZM92 121H90L89 123H92ZM94 121H96V120H94ZM98 121V120H97ZM96 121V122H97ZM108 121V120H107ZM107 121L106 122H104L105 123V126H106V123H107ZM177 121V120H176ZM3 122V121H2ZM16 122V121H15ZM19 122H20V120H19ZM22 122V121H21ZM54 122V121H53ZM53 122H51L50 124H52ZM82 122H84V121H82ZM82 122L80 121V126H81V124H82ZM96 122H95V124H96ZM102 122V121H101ZM171 122H173L172 120H171ZM179 122V121H178ZM5 123V122H4ZM18 123V122H17ZM58 124L59 123H61V125H62V122H57ZM67 123V121L65 122V124L64 125H62V127L63 126H65V125H67V127H68V124H66ZM69 123V122H68ZM84 123H87V122H84ZM98 123H100V121L99 122H97V124ZM103 122L101 123V125L102 124H104ZM109 123V122H108ZM115 123L116 122H114L113 124L115 125ZM154 123V124H153ZM162 123H164L163 121H162ZM161 123V124H162ZM195 123H196V121H195ZM245 123V122H244ZM15 124V123H14ZM56 124V123H55ZM74 124V123H73ZM93 124H94V122H93ZM94 124V125H95ZM96 124V125H97ZM110 124V123H109ZM112 123H111V125L110 126H112L113 125ZM120 124V125H119ZM158 124V123H157ZM156 124V125H157ZM161 124H160V126H161ZM191 124V123H190ZM53 125V124H52ZM60 125V124H59ZM61 125L59 126V128L61 127ZM75 125V127L77 128V126ZM84 125V124H83ZM87 125H89V124H87ZM92 125V124H91ZM91 125H90V127H91ZM93 125V126H94ZM96 125H95V127H96ZM100 125V124H99ZM113 125V126H114ZM163 125V124H162ZM164 125H166V124H164ZM197 125H198V122H197ZM14 126V125H13ZM70 126V125H69ZM72 126V125H71ZM70 126V127H71ZM79 126V125H78ZM86 126V125H85ZM104 126V128H106ZM167 126V125H166ZM170 126V125H169ZM196 126V125H195ZM24 129H23V128ZM38 127V128H37ZM56 127H57V130H59L58 129V125L56 124ZM56 127H55V130H56ZM61 127V128H62ZM66 127V128H67ZM74 126H73V128H75ZM82 127V126H81ZM81 127H80V129L77 131L76 129H74L75 130V132L77 131V132H79L78 134H81L80 133V130H81ZM89 127V128H90ZM95 127H91L92 129L93 128H95ZM98 127V126H97ZM100 127V126H99ZM102 127V126H101ZM100 127V128H101ZM115 128H116V125L114 126ZM198 127V126H197ZM42 128V129H43ZM53 128V127H52ZM65 127H63V130L61 129V131H62V134H64L65 136H66V134L68 133H66V132H63L65 129H64ZM72 128V127H71ZM70 128V129H71ZM82 128H85L84 126L82 127ZM113 127H111L110 129H112ZM159 128H162V126L161 127H159ZM173 128V127H172ZM171 128V129H172ZM49 129L50 130H53V129H51V125H50V127H49ZM48 129V130H49ZM70 129H69V131H70ZM99 129V128H98ZM107 129H108V127H107ZM114 129V128H113ZM162 129H164V128H162ZM194 129V126H191L190 125V127H186L185 129H184V131H185V133L186 134H189L192 130ZM196 129H198V128H196ZM32 130V131H31ZM38 130V131H39ZM50 130H49V132H50ZM56 130V131H57ZM86 130H88L87 128H86ZM90 131H91V129H89ZM94 130V129H93ZM95 130H97V129H95ZM95 130L93 131V133H95ZM101 130V129H100ZM100 130H98L99 132H101V134H102V130H104L105 132H107V130H105V129H103V127H102V130L100 131ZM120 130V129H119ZM165 131H167V129L165 128L164 129ZM256 130V129H255ZM25 131V132H24ZM54 131V130H53ZM54 132L55 133V135H56V133H57V135H59V133L58 132ZM61 131L59 130V132L61 133ZM67 131V130H66ZM72 131H73V129H72ZM97 131V132H98ZM109 131V130H108ZM111 131H113V130H111ZM158 131V133H160L159 132V129L157 130ZM169 131V130H168ZM32 132V135L33 136H35L34 138H31L32 136H30L29 138H28V134H30ZM44 132H45V128H44ZM43 132V133H44ZM47 130H46V133H45V135L47 134ZM77 132L75 133V134H77ZM81 132H82V130H81ZM96 132V133H97ZM98 132V133H99ZM104 132V134L106 135V133ZM113 132H115L114 133V136H115V134L116 133H120V135H121V132L120 131H117V129H116V131H113ZM113 132H111L112 134H113ZM199 132V131H198ZM198 132H197V134H198ZM249 132V131H248ZM253 132V131H252ZM251 131H250V133L249 134H251L252 133ZM255 132V131H254ZM51 133H52V131H51ZM54 133H52V138H54L53 137V134ZM70 133H72V132H70ZM85 133V130H84V132L82 133V134H84ZM87 133V132H86ZM89 133V132H88ZM97 133V134H98ZM108 133V132H107ZM111 133H110V135H111ZM164 133H166V132H164ZM164 133H163V130H162V135H164ZM170 133H171V130H170ZM235 133V132H234ZM233 133V134H234ZM62 134H60V135H62ZM81 134V135H82ZM100 133L97 135V136H95L96 134H94V136H95V138H96V140H98V137L99 136H101V137H103L102 135H101ZM157 134V133H156ZM167 134V133H166ZM176 134H179V133H175V135ZM194 134V133H193ZM256 134H259L258 132H256V133H254V135H256ZM64 135H62L60 138L61 139H59V140H62V138H64L65 136ZM70 135V134H69ZM73 135H74V133L71 135L72 137H73ZM117 135V134H116ZM158 135V134H157ZM162 135H160V137H162ZM168 135V134H167ZM175 135L173 136V138L175 137ZM181 136H182V134H180ZM245 135H247V134H245ZM40 136H42L43 137V134L41 135L40 134ZM47 136H50V134L48 135L47 134ZM64 136V137H63ZM70 136V137H71ZM77 135H75V137H76ZM83 136V135H82ZM82 136H79L78 137V139L80 138L81 139V141H82V139L86 136L85 134H84V137L82 138ZM89 136V139H90V136H91V133L88 135ZM109 136V135H108ZM114 136H109L110 137V139H112V138H114ZM117 136H119V135H117ZM179 136V135H178ZM197 136V135H196ZM198 136H199V134H198ZM42 137H40V138H42ZM57 137V136H56ZM59 137V136H58ZM67 137V139H69L68 138V136H66ZM66 137H65V140H66ZM105 137V136H104ZM103 137V138H104ZM108 137V138H109ZM116 137V136H115ZM120 137V136H119ZM203 137H204V135H203ZM202 135H201V140H202ZM230 137V140L229 141H225L223 144H224V147H223V144H222V146L221 147H223V150L220 148L219 150H221V151H223L222 153H223V156L224 155H226V157L225 158H227V156L228 155H230V156H234V160H232V161H229L228 159H227V161H229V163L227 162V164H226V166L224 165V168H223V165L222 164H220V163H218V162H215V163H213V165H212V168H213V170L215 171V173L213 174V176H215L216 178V180H217V182H215L216 183V185L214 186V189L213 190H215V193H214V195L212 194V199H211V202L210 203H206V204H199V207H200V211H201V213H198L197 215L199 216V219H197V224L203 229V230H207L208 231V229L209 228H217L218 226H221L222 228H223V226H224V228H225V226L228 228V226H231L230 228H233L232 227V225L233 224H235L236 225V222H238L239 224H240V222H242L241 221V219H239L237 216H235V212L233 213V209H232V204H233V201H234V199H235V197H236V195H235V193L232 191V189L239 183V182H242V181H244V182H249V184L251 185L250 186V188L251 189H255V188H257V187H259L258 188V190H260V188H262L263 187V185H264V167H263V164H260V170L257 168V166L259 165V164H256L255 166H254V168H253V166H252V164H251V162H248L247 160H246V162H245V159H249V158H247V156L245 155V152H243V148L245 147L244 146V143H245V137L243 136V135H230L229 136ZM46 138H48V140H50V139H52L51 138V136L50 137H46ZM46 138L44 139L45 140V142L47 143V141H46ZM50 138V139H49ZM86 138H87V136H86ZM86 138H85V140H83L84 142V144L83 145H85V146H81V150L78 148L79 146H77V148L79 149V151L80 152H85V151H83V149H84V147H88V145L89 144H91V143H89V141H88V145L86 146ZM94 138V137H93ZM93 138H91V140L93 139ZM95 138H94V142L96 143V141H95ZM102 138V139H103ZM106 138V137H105ZM107 138V139H108ZM118 138V137H117ZM116 138V139H117ZM163 138V137H162ZM165 138H166V136H165ZM169 138H171V137H169ZM177 140H179L178 138H177V135H176V137H175ZM179 138H180V136H179ZM196 138V137H195ZM198 138V137H197ZM206 138H208V137H205V139ZM72 139H74V138H72ZM71 138L69 139V140H72ZM88 139V140H89ZM101 139V138H100ZM101 139V140H102ZM160 138H159V136H158V140H159ZM172 139V138H171ZM176 139H175V141H176ZM181 139V138H180ZM210 139V138H209ZM36 140V139H35ZM34 140V141H35ZM40 140V139H39ZM44 140H43V142H44ZM52 140H54V139H52ZM57 141V140H55V141H53L54 143L52 144V142H50L51 144H52V146L51 147H54V151H55V148H57V146H60V145H62V149L63 148H67V146H69V145H66V144H70V143H74L75 141H70L69 143L67 142H64L63 141V143H65V145L64 144H61V142L60 141ZM68 140V141H69ZM75 140V139H74ZM106 140V139H105ZM155 140H157V139H155ZM161 140V139H160ZM162 140H164V139H162ZM161 140V141H162ZM166 140V139H165ZM169 140V139H168ZM188 140H192V139H190L187 135L184 137V145H179V148H180V150H186L187 148H188V146H187V143H189L188 142ZM194 141L195 140H197V139H193ZM199 140V139H198ZM197 140V141H198ZM244 140V141H243ZM32 140H30L29 142H31ZM36 141H38V140H36ZM51 141V140H50ZM80 140H79V142H81ZM102 141H104V140H102ZM172 140H170L169 142H171ZM180 141V140H179ZM193 141V142H194ZM42 142V140L38 143V144H40ZM91 142V141H90ZM93 142V143H94ZM99 142V141H98ZM106 142L107 143H109V141H107L106 140ZM110 142H111V140H110ZM118 141H116V142H114V143H117ZM118 142V143H119ZM155 142V141H154ZM165 142V141H164ZM163 142V143H164ZM173 142V141H172ZM171 142V143H172ZM177 142V141H176ZM196 142V141H195ZM200 142V141H199ZM202 142H203V140H202ZM201 142V143H202ZM35 142H32V144H34ZM37 143H35V145L37 144ZM76 143H78V140H76ZM93 143H92V145H93ZM94 143V145H96ZM102 143H104V142H102ZM107 143H105L106 145H107ZM162 142H161V144L159 145V143H158V145L159 146H161L162 144H163ZM247 143V142H246ZM27 144H28V142H27ZM41 144H43L42 146L44 147L46 144L45 143H41ZM45 144V145H44ZM49 144V143H48ZM46 145V146H49V145ZM60 144V145H59ZM79 144H81V143H79ZM99 144V143H98ZM101 144V143H100ZM104 144V145H105ZM112 144V143H111ZM195 144V143H194ZM221 144V143H220ZM63 145H64V147H63ZM74 145V144H73ZM82 145V144H81ZM109 146H112V145H110V144H108ZM107 145V146H108ZM158 145H156L157 146V148H158ZM169 145V144H168ZM167 145V146H168ZM171 146L173 145V144H170ZM202 145V144H201ZM26 146H28V145H26ZM30 146H31V144H30ZM33 146V145H32ZM31 146V147H32ZM38 145H36V147H37ZM40 146V145H39ZM41 146V147H42ZM70 146H71V144H70ZM75 146V145H74ZM98 146V145H97ZM103 146V145H102ZM106 146V147H107ZM115 146H118V145H115ZM135 146H136V148H135ZM155 146V147H156ZM193 146V145H192ZM196 146V145H195ZM194 146V150L193 151H191L194 155H195V157H197V156H200V149L198 148V146L197 147H195ZM220 146V145H219ZM218 146V147H219ZM30 147V148H31ZM50 147V146H49ZM50 147V148H51ZM71 147H73V146H71ZM96 147V146H95ZM94 146H93V149L95 148ZM100 147V146H99ZM98 147V148H99ZM113 147H114V144H113ZM163 147H164V145H163ZM173 147V146H172ZM171 147V148H172ZM200 147V146H199ZM26 148V150L24 151V153L26 154V152L27 153H29V151L28 150H30L31 151V149L32 148H34V146L30 149V148H28V147H25ZM39 147H37L36 148V151H38L39 149H38ZM46 149H47V151H48V148L47 147H45ZM66 148H65V150H66ZM70 148V147H69ZM89 148V147H88ZM90 148H91V146H90ZM89 148V149H90ZM97 148V147H96ZM109 148V147H108ZM110 148H112V147H110ZM109 148V149H110ZM117 148V147H116ZM164 148H166V146L164 147ZM163 148V150H160V151H164V150H167V149H164ZM169 148H170V146H169ZM176 148V147H175ZM21 149V150H20ZM44 149V148H43ZM45 149V150H46ZM58 149H61L60 147H58ZM61 149V150H62ZM76 149V148H75ZM87 149V148H86ZM101 149H104V148H101ZM119 149V148H118ZM117 149V150H118ZM158 149H160V147L158 148ZM162 149V148H161ZM173 149H174V147H173ZM32 150H34V149H32ZM68 151H69V149H67ZM70 150H72V149H70ZM77 150V149H76ZM75 150V154H76V151ZM92 150V149H91ZM105 151H104V155H102V157L101 158H103V159H105L106 157H107V159H109V157L108 156H106L105 155V152H106V149H104ZM113 150V148L111 149V150H109V151H112ZM114 150H116V149H114ZM116 150V151H117ZM123 150H122V152H123ZM175 150H177V148L175 149ZM40 151H42V149H40ZM40 151H38V153L40 152ZM44 151V150H43ZM43 151H42V153H43ZM52 152L53 151V148H52V150H50L49 149V151H48V154H50L49 152ZM57 152L56 153H58L59 151L58 150H56ZM87 151V150H86ZM94 151H95V149L92 151V154L93 155H97V156H99L98 155V153L99 152H101L102 150H100L99 152H98V149H97V153H95L94 154ZM121 151V150H120ZM151 151V150H150ZM156 151V150H155ZM159 151V150H158ZM186 151H188V150H186ZM19 152V153H18ZM46 152V151H45ZM61 152V151H60ZM62 152H63V150H62ZM71 152V151H70ZM96 152V151H95ZM114 152V151H113ZM152 152V151H151ZM168 152H170L169 150H168ZM171 152H173V151H171ZM178 152V151H177ZM181 152V151H180ZM189 152V151H188ZM190 152V153H191ZM14 153H17V154H14ZM23 153V154H24ZM31 153H33L32 151L29 153V154H31ZM34 153H36V152H34ZM37 153V154H38ZM41 153V154H42ZM63 153H66L65 151L63 152ZM74 153V152H73ZM89 153V152H88ZM103 153V152H102ZM108 153H111V155H112V152H108ZM126 152H125V154L127 155V156H129V155H131L132 156V154H127ZM136 153H137V151H136ZM135 153V155L134 156H132V159H134L133 157H136V154ZM147 153V152H146ZM153 153V152H152ZM157 153V152H156ZM166 153H167V151H166ZM165 153V154H166ZM174 153H176V152H174ZM174 153H168V155L169 154H174ZM184 153V152H183ZM183 153H181V154H183ZM186 153V152H185ZM184 153V154H185ZM6 154H8L7 156H6ZM25 154H24V156H25ZM41 154H39V156L41 157ZM47 154V155H48ZM70 153L68 152V158L70 157V155H69ZM75 154H73V156L75 155ZM82 154V153H81ZM80 154V155H81ZM84 154V153H83ZM82 154V155H83ZM100 154V153H99ZM115 154H117V153H115ZM114 154V155H115ZM121 154V153H120ZM123 154V153H122ZM164 154V155H165ZM181 154H179L180 156H182ZM183 154V156L185 157V155ZM36 155V154H35ZM43 156L44 155H46V154H42ZM46 155V156H47ZM51 155V156H50ZM49 156L50 157H52V159L51 160H53V162L55 163L56 161H57V159H59L60 160V158L59 157H61V156H56V154H55V156H54V154L52 153V154H50ZM54 157H58L55 161H54V159H53V156ZM72 155V154H71ZM88 154H86V156H87ZM93 155H92V157H93ZM110 155V156H111ZM124 155V154H123ZM122 155V156H123ZM153 155H155L154 153H153ZM162 155V154H161ZM168 155H166V156H168ZM178 155V154H177ZM178 155V156H179ZM193 155V156H194ZM23 156V157H24ZM46 156H44L45 157V161H46V159H49L50 157H48V158H46ZM65 156V155H64ZM63 156V157H64ZM78 156H79V154H78ZM96 156V157H97ZM104 156V157H103ZM131 156H130V158H131ZM137 156H139V155H137ZM140 156H141V153H140ZM144 156H146V155H144ZM148 156V155H147ZM146 156V157H147ZM166 156L164 157L165 159H166ZM175 155H173L172 157H174ZM229 156V157H230ZM232 156V157H233ZM26 157V159H28V156H25ZM31 157H33V155H30V158ZM35 157V156H34ZM33 157V158H34ZM38 157V156H37ZM40 157H38V160H39V158ZM95 157V156H94ZM113 157V156H112ZM111 157V158H112ZM114 157H116V159H117V155L116 156H114ZM142 157H143V155H142ZM142 157H141V159H142ZM149 157V156H148ZM171 157V156H170ZM169 157V158H170ZM183 157V158H184ZM186 157H188V156H186ZM232 157H230V158H232ZM241 157V158H240ZM36 158V157H35ZM65 158V157H64ZM72 158V157H71ZM82 158H84V157H81L80 158V160L79 161H81V159ZM91 158V157H90ZM118 158H119V156H118ZM129 158V157H128ZM127 157L125 158V161L126 162H128L129 161V159H128ZM143 158H145V157H143ZM150 158H151V156H150ZM153 158V157H152ZM154 158H155V156H154ZM168 158V157H167ZM180 158V157H179ZM190 158H191V155H190ZM194 158V157H193ZM224 158V159H225ZM21 159V160H20ZM25 159V160H26ZM66 159V158H65ZM63 160V163H62V165L63 164H65L64 163V161H66V160ZM79 159V158H78ZM92 159V158H91ZM94 159H97V158H94ZM103 159H101V160H103ZM106 159V160H107ZM121 159V160H120ZM123 159H124V157H123ZM126 159H128V161L126 160ZM141 159H139V161H141ZM162 159H163V157H162ZM165 159H164V163H165ZM174 158H172V160H173ZM196 159V158H195ZM198 159V158H197ZM30 160H32V158L30 159ZM30 160H29V163H30ZM34 160V159H33ZM32 160V161H33ZM36 161V163L38 162L39 163V161ZM43 160V159H42ZM50 160V161H51ZM69 160V159H68ZM72 160H75V159H72ZM83 160H85V159H83ZM83 160H82V162H83ZM87 160V159H86ZM85 160V161H86ZM89 160V159H88ZM93 160V159H92ZM91 160V161H92ZM105 160V161H106ZM114 161H115V159H113ZM112 160V161H113ZM119 160H120V162L122 161V158H119ZM137 160H138V157H137ZM136 160V161H137ZM152 160V159H151ZM151 160H150V163L149 164H151ZM154 160V159H153ZM176 160V163H178L179 161H177V159H175ZM174 160V161H175ZM24 161V160H23ZM31 161V163L30 164H33V162ZM40 161H41V159H40ZM44 161V162H45ZM49 161V160H48ZM61 161V160H60ZM71 161V160H70ZM76 161L78 162V160H77V156H76ZM83 162V164L84 163H86V162ZM90 161V160H89ZM88 161V162H89ZM90 161V162H91ZM97 161H99V162H101L100 160H99V158H98V160ZM96 161V162H97ZM104 161V160H103ZM103 161H102V163H103ZM105 161H104V163L103 164H106L105 163ZM112 161H108V163H110V162H112ZM117 162H118V159L116 160ZM115 161V162H116ZM131 161V160H130ZM129 161V162H130ZM135 161V160H134ZM144 161V160H143ZM146 162L147 161H149L148 160V158H147V160H145ZM167 161V160H166ZM168 161H170V160H168ZM174 161H170V163L171 162H173L174 164H175V162ZM24 162H26V161H24ZM24 162L22 163V164H24ZM27 162H28V160H27ZM26 162V163H27ZM43 162V161H42ZM69 162V161H68ZM73 162H75V161H73ZM77 162H76V166H77ZM98 162V163H99ZM114 162V163H115ZM126 162H123L122 161V164L123 163H125L126 164ZM132 162H133V160H132ZM131 162V163H132ZM156 162H157V160H156ZM155 162V163H156ZM159 162H160V164H161V161H158L157 163L159 164ZM18 163H16V164H18ZM25 163V164H26ZM29 163H27V164H29ZM35 163V164H36ZM48 163V162H47ZM46 163V164H47ZM50 163V162H49ZM60 162L58 161V163H56V165L57 164H59ZM70 163V162H69ZM79 163V162H78ZM93 163V162H92ZM91 163V164H92ZM97 163V164H98ZM113 163V162H112ZM111 163V164H112ZM119 163V162H118ZM137 163V162H136ZM139 163L140 162H138V167H139ZM152 163H153V161H152ZM163 163V162H162ZM170 163H168V164H170ZM254 163H255V161H254ZM259 163H262V162H259ZM11 164H10V166H11ZM14 165V166H17V165ZM35 164H33V166L35 165ZM40 164V163H39ZM53 164V163H52ZM91 164H89L90 166H91ZM95 164V163H94ZM102 164V165H103ZM116 164V163H115ZM121 164V163H120ZM123 165V167L124 166H126V165ZM128 164V163H127ZM143 164H144V162H143ZM179 164H180V162H179ZM38 165V164H37ZM43 165H44V163H43ZM42 165V166H43ZM56 165H55V167H56ZM66 165V164H65ZM72 166H73V164H71ZM70 165V166H71ZM74 165H75V163H74ZM108 165V164H107ZM106 165V166H107ZM119 165V164H118ZM131 165V164H130ZM132 165H133V163H132ZM136 165V164H135ZM142 165V164H141ZM140 165V166H141ZM146 165H147V163H146ZM154 165H157V164H153V166ZM163 164H161V166H162ZM166 165H167V162H166ZM172 165V164H171ZM9 166V165H8ZM10 166H9V168H10ZM14 166H13V164H12V168H14ZM23 167L24 166H27V167H31V166H28V165H22ZM33 166H32V168H33ZM39 166V165H38ZM37 166V168H38V170H39V167ZM60 166V165H59ZM69 166V167H70ZM79 166V165H78ZM77 166V167H78ZM82 166H84V168L85 169H90L91 167L90 166H88V164H87V168L85 167V165H82ZM95 166H96V164H95ZM95 166H93L94 167V170H92V171H95V170H97V169H99V168H97L98 167V165H97V169H95ZM113 166V164L111 165V167ZM115 166V165H114ZM128 166V165H127ZM137 166V165H136ZM143 166V165H142ZM141 166V167H142ZM150 166V165H149ZM148 166V167H149ZM153 166H152V168H153ZM175 166H178V164L177 165H175ZM44 167V166H43ZM48 167V166H47ZM75 166H73V168H74ZM77 167H75L74 169H77ZM99 167H101V168H103L102 166H101V164H99ZM109 167H110V164H109V166L108 167H106L107 169H109ZM116 167H118L117 165H116ZM120 167V166H119ZM123 167H120V168H123ZM138 167H135V168H138ZM163 167V166H162ZM168 168L170 167L171 168V166H167ZM5 168H7V167H5ZM8 168V169H9ZM16 168V167H15ZM22 168V167H21ZM36 168V167H35ZM46 168V167H45ZM59 168L60 167H58V165H57V169L59 170ZM72 168V167H71ZM71 168H70V170H71ZM83 168V169H84ZM106 168H104V169H99V170H106ZM129 168H133V169H135L134 167H127V169H129ZM145 168V167H144ZM151 168V169H152ZM155 168V170H153V172L155 171V173H157L156 172V170H157V168L156 167H154ZM175 169H176V167H174ZM178 168V167H177ZM180 168V167H179ZM254 170H253V169ZM1 169V168H0ZM4 169V168H3ZM47 170H48V168H46ZM56 169V168H55ZM54 169V170H55ZM57 169H56V172L55 173H58L60 170H61V172L60 173H62V176H64V174L65 173H63L62 172V169H60L58 172H57ZM64 169V168H63ZM67 170H68V167L66 168ZM79 169H80V167H79ZM78 169V170H79ZM81 169H82V167H81ZM83 169H82V171H83ZM93 169V168H92ZM118 170H119V168H117ZM124 170L126 169V168H123ZM122 169V171H123V177L125 176V174H126V176H127V178H128V173H126V171H124ZM132 169V170H133ZM147 169L148 168H146V171H147ZM150 168H149V170L151 171V173H152V177H153V172H152V170H151ZM159 169V168H158ZM167 169V168H166ZM173 169V167L171 168V170L170 169H168V170H170L171 172L174 170H172ZM4 170H6V169H4ZM13 170L14 169H12L11 170V173L13 172ZM16 170H19V168L18 169H16ZM30 170H32V169H25V171H30ZM37 170V169H36ZM37 170V171H38ZM41 170H42V168H41ZM66 170V171H67ZM73 170V169H72ZM71 170V173L70 174H72L73 173V171ZM114 170V172H115V169H113ZM138 170H140V169H138ZM143 170V169H142ZM141 170V171H142ZM167 170V172L169 173V171ZM178 170V169H177ZM224 170V171H223ZM1 171H3L2 169L0 170V172ZM15 171V170H14ZM20 171V170H19ZM33 171V173L34 172H36L34 169L32 170ZM66 171H64V172H66ZM69 171V170H68ZM68 171H67V173H68ZM82 171H81V174H84V173H82ZM90 172H91V170H89ZM109 171H111V170H109ZM121 171V170H120ZM129 171V170H128ZM130 171H131V169H130ZM145 170H143V172H144ZM149 171V172H150ZM160 171H162L161 169H160ZM159 170H158V173L160 172ZM221 171H223L224 173H221ZM254 171V172H253ZM70 172V171H69ZM90 172H88V174L90 173ZM106 172V171H105ZM113 172V171H112ZM116 172H117V170H116ZM136 172V174H135V176H138V174H137V171H135ZM163 172L164 171H162L161 173H162V176H164V174L166 173H164L163 174ZM174 172H175V170L173 171V174H174ZM3 173V172H2ZM1 173V174H2ZM7 173V172H6ZM16 173V177H17V172H15ZM14 173V174H15ZM20 173H22L21 171H20ZM30 173V172H29ZM28 173V174H29ZM33 173H31V174H33ZM41 173V172H40ZM46 173V172H45ZM60 173H58L59 174V176H60ZM98 173V172H97ZM96 173V174H97ZM104 173V172H103ZM111 173V172H110ZM118 173V172H117ZM117 173H116V176H117ZM130 173V172H129ZM139 174L141 173V172H138ZM154 173V174H155ZM1 174H0V177H1ZM8 174H10V172L8 171ZM31 174H29V176H31ZM35 174V173H34ZM34 174H33V176H34ZM36 174H37V172H36ZM36 174H35V176H36ZM70 174H69V176H70ZM74 174V173H73ZM73 174H72V177H70V178H73ZM85 174H87V173H85ZM85 174H84V178L86 177L85 176ZM92 174V176H93V174H94V176H95V173L93 172V173H91ZM91 174H90V176H91ZM100 174V173H99ZM99 174H98V176H99ZM101 174H102V171H101ZM101 174H100V176H101ZM132 174V173H131ZM147 174V173H146ZM150 174V173H149ZM167 174V173H166ZM166 174H165V176H166ZM169 174H171V173H169ZM173 174H172V176H173ZM176 174V173H175ZM11 176H12V174H11ZM10 176V177H11ZM18 176H19V174H18ZM22 176V174H20V178H22L23 179V177H24V174H23V177H21ZM25 176H26V174H25ZM61 176V177H62ZM69 176H64L62 179H63V186H69V188L67 187V190H69L70 192L72 191V188L70 189V185L72 186V184H74L75 183V178H73L71 181H73L74 180V182L73 183H71V181H70V178H69ZM74 176H75V174H74ZM104 176L106 177H109V183H107L106 181V183H107V185H109V186H107L106 185V189H108L109 188V190H108V192L106 191V189H104L103 187H102V189L101 188H99L95 183L93 184V186L91 187L90 185H89V187H91V192L89 191L90 189H89V187L87 186L86 188L87 189H89L88 190V192H90V193H92L91 195H83V194H81V195H77V194H75L76 196H79V197H76V198H78V199H83V201H81V203H83V205H85V206H83L82 204H80V200H77V201H79V204L80 205H82L83 207L81 208V210H80V208H78L79 209V211L76 213V215L73 213V212H71V213H68V212H70L71 211V206L69 207L70 209H64L63 208V206L61 205V200L60 199H62L63 198V195L65 194V192H63L64 190H66V189H64L63 191H62V193H59V194H54V196L52 197L51 196V199H46V200H44L45 202H42L40 205H38L37 207H38V210H39V212H40V219L37 221V222H35V224L33 225L32 223H31V226H29L28 227V230H27V232H25L26 234H25V237L22 239V245H21V247H20V251H21V254H20V256H21V258H22V260H23V264H107V263H105V261H103V260H101L100 259V254L99 253H102L103 252V255L105 254V253H107V251H109V249H111V248H109L110 247V241H111V237L113 236V235H115V233H116V236H117V234L120 232H118V228L119 227H123V226H121L120 224L122 223V221H120L121 219V217L124 215V214H126V212L125 213H123V211H126L125 209H127L126 208V206H124V205H118L119 204V201H118V199H120V198H118V197H120V196H122L123 194H122V190L120 191V188H121V186L120 185H122L123 183L125 184L126 182L124 181L123 183L121 182L124 178L122 177V176H119V174H118V177H121L120 179H121V181H120V179L118 178V177H116L115 176V173H114V175H109L108 176V174H106V173H104ZM103 176V177H104ZM142 176H143V174H142ZM141 176V177H142ZM144 176H145V174H144ZM172 176L170 177L171 179H174V178H176L175 176H174V178H172ZM176 176H177V174H176ZM2 177H4V176H2ZM9 177V176H8ZM41 177V176H40ZM46 177V176H45ZM44 177V178H45ZM67 177L69 178V179H67ZM81 177V176H80ZM88 178H90L89 176H87ZM86 177V179H88ZM116 177V178H115ZM129 177H131L130 176V174H129ZM133 177V176H132ZM155 179H156V174H155ZM159 177V176H158ZM167 177V176H166ZM5 178H7V177H4V179ZM14 177H12L11 179H13ZM19 177L17 178L18 179V181H19V179H20ZM26 178H28L27 176H26ZM34 179H35V177H33ZM37 179H39L38 177H36ZM44 178L42 179V180H40L41 182L44 180ZM50 178V177H49ZM78 178V177H77ZM76 178V179H77ZM94 178H96V176L94 177ZM98 179L100 178V177H97ZM96 178V179H97ZM135 178H139V179H141L140 178V176H138V177H135ZM143 178V177H142ZM146 178V177H145ZM144 178V179H145ZM150 178V176L147 178V180ZM165 177H163L162 179H164ZM170 178H169V180H170ZM1 179V178H0ZM3 179V178H2ZM17 179H16V181H17ZM47 179V178H46ZM45 179V180H46ZM82 179V177L80 178V180ZM104 179V178H103ZM129 179V178H128ZM154 179V178H153ZM158 179V178H157ZM160 179V178H159ZM215 179H213L214 181H215ZM15 180V179H14ZM36 180V179H35ZM34 180V181H35ZM102 179L100 178V181H101ZM106 180H107V178H106ZM146 180V179H145ZM169 180L167 181V182H169ZM176 180V179H175ZM6 182H10V179H7V180H5ZM37 181V180H36ZM50 181V180H49ZM78 181V180H77ZM76 181V184L79 182H77ZM81 181H83V180H81ZM86 181V180H85ZM91 181V180H90ZM102 181H104V180H102ZM121 183H120V182ZM128 181H133L132 182V184H135V183H137V181H138V179H129V180H127V182ZM152 181V180H151ZM160 181H161V179H160ZM172 181V180H171ZM170 181V182H171ZM0 182L2 183V181L0 180ZM5 182V183H6ZM8 182V183H9ZM13 182V180L10 182V184ZM15 182V181H14ZM21 182V181H20ZM37 182H39V181H37ZM44 182V181H43ZM43 182L41 183V184H43ZM61 182V181H60ZM95 182V181H94ZM98 182V181H97ZM149 182V181H148ZM162 182H165L164 180L162 181ZM3 183H4V180H3ZM45 183V182H44ZM89 183V181L86 183V184H88ZM93 183V182H92ZM99 183V182H98ZM157 183H159V182H157ZM174 183V182H173ZM214 183V184H215ZM218 183H220V184H218ZM13 184H17V183H13ZM18 184H20V183H18ZM18 184L17 185H14V186H18ZM35 184V183H34ZM41 184H39L38 183V186H40V187H38V189L40 190V188H41ZM58 184H60V183H58ZM61 184H62V182H61ZM61 184H60V186H61ZM76 184H74V185H76ZM80 184V182L78 183V185ZM85 184V182H84V185H86ZM100 184H104V183H101L100 182ZM127 184H130V182L129 183H127ZM126 184V185H127ZM142 184H144L143 183V181H142ZM148 184H150V186H153L154 184H152L151 182L150 183H148ZM152 184V185H151ZM166 185H164L165 187H168L167 185H170V184H167V183H165ZM1 185V184H0ZM9 185V184H8ZM73 185V186H74ZM82 185V184H81ZM125 185V186H126ZM138 185V184H137ZM139 185H140V187H141V184H140V182H139ZM138 185V186H139ZM146 185H147V181H146ZM145 185V186H146ZM156 185V184H155ZM159 186L161 185V184H158ZM245 185V184H244ZM248 185V184H247ZM246 185V186H247ZM252 185L253 186H257V187H253L252 188ZM9 186H11V185H9ZM34 186V185H33ZM37 186V185H36ZM72 186V187H73ZM101 186H103V185H100V187ZM118 186H120V187H118ZM149 185H147V187H148ZM161 186H163V185H161ZM161 186L159 187V190L161 189ZM173 186V184H171V187ZM245 186V187H246ZM2 187H6L5 185H3V186H1L0 188H2ZM11 187H13V186H11ZM10 187V188H11ZM35 187V186H34ZM33 187V190L35 189ZM42 187H43V185H42ZM62 187V186H61ZM61 187H59V188H61ZM65 187V188H66ZM78 187H80L81 188V190H82V188H83V186L81 187V186H78ZM77 186L75 187L74 186V188H78ZM126 187H128V186H126ZM126 187H124L123 186V188H125L126 189ZM143 187H144V185H143ZM142 187V188H143ZM147 187H145L146 189H144V191L145 190H147ZM155 187H157V186H155ZM155 187H153L152 189H154ZM164 187V188H165ZM170 187V186H169ZM170 187V188H171ZM10 188H8V187H6L5 189L4 188H2V189H4V190H6V189H10ZM18 188V187H17ZM58 188V187H57ZM63 188V187H62ZM93 188V189H92ZM122 188V189H123ZM130 188V187H129ZM131 188H134L135 189V186L134 187H131ZM2 189H0V190H2ZM12 189V188H11ZM10 189V190H11ZM14 189V188H13ZM12 189V190H13ZM137 189V188H136ZM140 189V191H141V188H139ZM138 189V190H139ZM166 189V188H165ZM169 189V188H168ZM263 189V188H262ZM261 189V190H262ZM4 190H2L0 193H2ZM10 190H8V191H10ZM42 190V189H41ZM75 190V189H74ZM81 190H79L78 192H81L82 193V191ZM83 190H84V188H83ZM143 190V189H142ZM149 190H151L150 188L148 189V191ZM217 190V191H216ZM255 190H257V189H255ZM69 191L67 192V194L69 193ZM126 191H127V189H126ZM126 191H123V192H126ZM131 191V190H130ZM136 191V190H135ZM144 191H143V194H144ZM152 191V190H151ZM164 191V190H163ZM15 192V191H14ZM25 192H26V187H23V190L20 192V194H19V196H18V198H17V200H16V204H15V206H14V208H13V210H14V212H13V214H17L18 212H19V209H20V206L18 205L19 204V202H20V200L22 199V198H24V197H26V194H25ZM75 192V191H74ZM76 192H77V190H76ZM86 192V191H85ZM88 192H86V193H88ZM132 192H133V189H132ZM132 192H128L129 193V195H128V193L126 194V196L128 195V196H130V193L132 194ZM136 192H138V191H136ZM142 192V191H141ZM146 192V191H145ZM150 192V191H149ZM159 192V191H158ZM158 192H156V193H158ZM64 193V194H63ZM148 193V192H147ZM151 193V192H150ZM153 193H155V191L153 190ZM156 193L154 194V195H156ZM160 193H161V191H160ZM223 193H226V198L223 200L222 199V201H221V204H219L218 206H214L212 203H214V202H216L217 200H219V199H221L222 197V194ZM8 194H10V192L8 193ZM80 194V193H79ZM133 194L136 196V194L133 192ZM138 194V193H137ZM139 194H141L140 192H139ZM159 194V193H158ZM2 195H6L7 197H9L10 195H7V193H6V191H5V193L4 194H2ZM72 195H74V193H72ZM149 194H147V196H148ZM151 195H153V194H151ZM151 195H149V196H151ZM14 196V195H13ZM13 196L11 197V198H13ZM127 196V197H128ZM133 195H131V197H132ZM138 196V195H137ZM146 196V197H147ZM2 197V196H1ZM1 197H0V202H4V200H5V203H6V197L5 196H3L2 197V199H1ZM65 197V196H64ZM86 197V198H85ZM122 197H124V196H122ZM130 197V198H131ZM145 197V196H144ZM154 197H156V196H154ZM3 198H5V199H3ZM72 198V196L70 197V199L69 200H73V199H71ZM126 198V197H125ZM124 198V199H125ZM133 198H134V196H133ZM137 197H135V199H136ZM8 199H10V198H8ZM65 199V198H64ZM122 199V198H121ZM121 199H120V201H121ZM138 199V198H137ZM155 199H157V198H155ZM154 199V200H155ZM159 199V198H158ZM11 200V199H10ZM74 200H75V198H74ZM73 200V201H74ZM126 201H127V199H125ZM124 200V201H125ZM128 200H130L129 198H128ZM160 200V199H159ZM159 200H158V202H159ZM76 201V202H77ZM131 202H133L132 201V199L130 200ZM161 201V200H160ZM30 202V201H29ZM70 202H72V201H70ZM122 202V201H121ZM120 202V203H121ZM153 202H155V201H153ZM69 203V202H68ZM78 203V202H77ZM77 203H75V205L77 204ZM125 202H123V204H124ZM128 202H126L125 204H127ZM143 203V202H142ZM147 202H145V204H146ZM3 204V203H2ZM32 204V203H31ZM34 204V203H33ZM65 204V203H64ZM122 204V203H121ZM130 203H128V205H129ZM144 204V203H143ZM153 204V203H152ZM152 204H151V207H152ZM5 205H7V204H5ZM74 205V204H73ZM87 205V206H86ZM131 205V204H130ZM132 205H133V203H132ZM137 205V204H136ZM139 205V204H138ZM2 206V205H1ZM0 206V207H1ZM68 206V205H67ZM77 206V205H76ZM150 206V205H149ZM149 206H147L148 207V209H150L149 208ZM154 207L156 206L155 205V203H154V205H153ZM5 206H3L2 208H4ZM66 207V206H65ZM73 207V206H72ZM75 207V206H74ZM77 207H79V206H77ZM130 207H133V206H130ZM129 207V208H130ZM144 207V206H143ZM147 207H146V209H147ZM32 208H33V206H32ZM67 208V207H66ZM76 208V207H75ZM75 208H72V209H74L75 210ZM139 207H137V209H138ZM153 208V207H152ZM156 208V207H155ZM3 210V209H2ZM5 210H6V208H5ZM76 210H77V208H76ZM142 210H145L144 208L143 209H141V211ZM159 210V209H158ZM73 211V210H72ZM127 211H129L128 209H127ZM141 211H137V212H141ZM145 211H147V210H145ZM150 211H151V209H150ZM156 211V210H155ZM155 211H152V212H149V213H153L154 212V214H155ZM161 210H159V212H160ZM130 212V211H129ZM129 212H127V215L129 214L130 215V213ZM148 212V211H147ZM146 212V213H147ZM158 212V211H157ZM156 212V213H157ZM158 212V213H159ZM73 213V214H72ZM146 213H144V214H146ZM3 214H4V210L3 211H0V220L2 219V216H3ZM12 213L9 215L10 216V218L12 217V215H13ZM118 214V215H117ZM133 214V213H132ZM137 215H138V213H136ZM144 214L142 213V215L144 216ZM116 215H117V217H116ZM135 215V214H134ZM147 215V214H146ZM125 216V215H124ZM136 216V215H135ZM150 216H153L152 214H150ZM149 216V217H150ZM137 217V216H136ZM146 217V216H145ZM144 217V218H145ZM148 217V216H147ZM146 217V218H147ZM148 217V218H149ZM123 218H126V217H122V220H123ZM131 218H133V216L132 217H130V219ZM135 218V217H134ZM139 218V217H138ZM140 218H141V216H140ZM198 218V217H197ZM135 219H137V218H135ZM152 218H150V220H151ZM157 219V218H156ZM139 220V219H138ZM146 219H144V221H145ZM148 220V219H147ZM146 220V221H147ZM154 220H155V218H154ZM140 221H141V219H140ZM144 221H142V223L144 222ZM146 221H145V223H146ZM130 222H132L131 220H130ZM129 222V223H130ZM125 223V221L123 220V223L122 224H124ZM141 223V222H140ZM141 223V225H143ZM144 223V224H145ZM152 223V222H151ZM148 224H150V221H149V223ZM131 225H133V224H131ZM147 225V224H146ZM245 225V224H244ZM128 226V225H127ZM134 226V225H133ZM132 226V227H133ZM140 226V225H139ZM135 227V226H134ZM125 228H126V224H125ZM128 228H129V226H128ZM137 228H138V225H137ZM136 227H135V229L133 228V231L134 230H136L137 229ZM143 228H145L146 229V226L144 227V225H143ZM143 228L141 227V229H142V231H145V230H143ZM227 228H226V230H227ZM127 229V228H126ZM139 229V228H138ZM151 229V228H150ZM149 229V230H150ZM202 229H200V228H197V230H188L187 229V235H184L183 236V238L181 239L182 241L181 242H183V246L184 247H186L185 248V251H184V257H185V260H187V261H190V264H192V263H195V264H207V261H209V264H216V260H214V261H212V259L211 258H208V259H205V260H203V261H200V260H198V259H194L193 258V256L195 255V257L197 258V257H199V258H203L204 257V253H205V241L208 239V235L207 234H204V232H203V230ZM229 229V228H228ZM119 230H121V228H119ZM129 231L130 230H132L131 228L130 229H128ZM140 230V229H139ZM146 230H148V229H146ZM224 230V229H223ZM138 231V230H137ZM142 231L140 232V231H138L140 234L142 233ZM211 231V230H210ZM217 231V230H216ZM24 232V231H23ZM118 232V233H117ZM132 232V231H131ZM151 232V231H150ZM150 232H149V234H150ZM212 232V231H211ZM217 232H219V229H218V231ZM222 232V231H221ZM220 232V233H221ZM224 232V231H223ZM3 233V232H2ZM125 233H128L129 234V232L127 231V232H125ZM132 233H134V232H132ZM132 233H130V234H132ZM139 233H137L138 235H139ZM11 234H12V230H11ZM23 234V233H22ZM122 235H123V233H121ZM134 234H136V232L134 233ZM136 234V235H137ZM145 234H146V231H145ZM145 234H141L142 236H144ZM149 234H147V236L149 235ZM152 234V233H151ZM216 234V233H215ZM6 235V234H5ZM120 235V234H119ZM125 235H127V234H125ZM140 235V236H141ZM116 236H115V238H116ZM130 236V237H129ZM128 237V239H129V243L131 242L132 244H133V242H132V240L133 239H131L130 240V238H132L133 236L132 235H129ZM132 236V237H131ZM135 236V235H134ZM139 236V237H140ZM151 236V235H150ZM6 237V236H5ZM114 237V236H113ZM120 237H121V235H120ZM123 237H124V235H123ZM136 237V236H135ZM139 237L137 236V238L139 239ZM149 237V236H148ZM196 237H198V238H196ZM144 238V237H143ZM145 238H146V236H145ZM259 241H261V246H263L264 247V224H262L260 227H259ZM4 239V238H3ZM11 239V238H10ZM12 239H14V238H12ZM114 239V238H113ZM117 239V238H116ZM116 239H115V242H116ZM137 239V240H138ZM142 239V238H141ZM141 239H139L138 241H140ZM118 240V239H117ZM123 240V239H122ZM137 240H135V241H137ZM143 240H145V239H143ZM153 240V239H152ZM0 241H2V242H0V243H2L3 244V240H1L0 239ZM125 241V240H124ZM126 241H128V240H126ZM137 241V243H139ZM155 241H157V240H155ZM7 242V241H6ZM120 242V241H119ZM118 241L116 242V243H119ZM141 242V241H140ZM143 242V241H142ZM122 243H124V242H122ZM128 243V242H127ZM128 243V247H129V245H131V244H129ZM137 243H135V245H137ZM153 243V242H152ZM151 243V244H152ZM10 244V243H9ZM120 244V243H119ZM143 243H141V245H142ZM157 244H158V246H159V244H161V243H158L157 242ZM13 245V244H12ZM115 245V244H114ZM122 245V244H121ZM120 245V246H121ZM143 245H145V244H143ZM153 245V244H152ZM9 246V245H8ZM113 246V245H112ZM145 246H147V245H145ZM151 246V245H150ZM163 246V245H162ZM165 246V245H164ZM167 246H168V244H167ZM1 247V246H0ZM122 247V246H121ZM123 247H125V246H123ZM122 247V249L124 250V248ZM133 248H134V246H132ZM136 247H140V246H136ZM142 247V246H141ZM140 247V248H141ZM161 247V246H160ZM260 247V246H259ZM2 248H4V247H2ZM126 248V247H125ZM130 248V250H132V252H130V253H125V255H123L122 254V256L120 255V256H118V257H120V258H118L117 256H115V258L117 257L119 260H116L115 258H113V256H112V258L113 259H115V261H119V263L121 262V260H122V262H121V264L123 263V264H146L145 262L146 261H148V260H150L149 258H150V254H152V252L150 253H148V252H145V251H138V249H135V251L133 252V248L131 249V247H129ZM144 249L146 248V247H143ZM114 249H116L115 248V246H114ZM149 249H151V248H149ZM158 249H160V248H158ZM232 249L233 250H236V249H234V248H231V251L229 250V249H227V250H223V251H220L219 253H218V259H221V260H219V261H227V263H228V261H229V259L228 260H226L227 259V254L228 253H232ZM257 249L258 248H256V249H254V247H253V249H251V250H249V252H250V254L252 253V250L254 251L253 252V254H255L256 253V251H257ZM137 250V251H136ZM143 250V249H142ZM153 250H156V249H153ZM153 250H151V251H153ZM111 251H112V249H111ZM115 251V250H114ZM128 251V250H127ZM157 251V250H156ZM156 251H153V252H156ZM162 251V250H161ZM160 251V252H161ZM262 251V250H261ZM260 251V252H261ZM120 252V251H119ZM129 252V251H128ZM158 252H159V250H158ZM163 253L161 254V253H159L160 254V256L159 257H164L165 258V256H163L164 255V250L162 251ZM174 252H176V251H174ZM236 252V251H235ZM111 253V252H110ZM112 253H113V251H112ZM117 254H118V251L116 252ZM170 253V252H169ZM172 253H173V251H172ZM258 253V252H257ZM8 254V253H7ZM108 254V253H107ZM107 254H105V256H107ZM121 254V253H120ZM155 254V253H154ZM158 253L156 252V255H157ZM167 254V253H166ZM175 254V253H174ZM236 254H237V252H236ZM176 255H177V252H176ZM235 255V254H234ZM238 255H240L239 253H238ZM109 256V255H108ZM263 257L264 258V251L262 252V253H259V254H257V255H255L254 256V259L255 258H257V257ZM154 257V259H152V261L153 260H155L156 261V258H157V260H160V258L158 259V256L155 258V255L153 256ZM230 257V256H229ZM237 256H235V258H236ZM239 257V256H238ZM236 258V259H240V261L243 259L242 257H239V258ZM232 258H233V256H232ZM234 258V259H235ZM107 259V258H106ZM105 259V260H106ZM235 259V260H236ZM112 260V259H111ZM146 260V261H145ZM164 260V259H163ZM238 260H236V261H238ZM151 261V260H150ZM149 261V262H150ZM240 261H238V262H240ZM112 263H115V262H113V261H111ZM244 262V261H243ZM22 263V262H21ZM157 263H163L162 261H160V262H158L157 261ZM218 263H220V262H218ZM230 263V262H229ZM232 263V262H231ZM230 263V264H231ZM16 264V263H15ZM118 264V263H117ZM149 264V263H148ZM222 264V263H221ZM223 264H224V262H223ZM234 264H236V262L234 263Z\"/></svg>",
    "mask_w": 264,
    "mask_h": 264
},
{
    "label": "water",
    "instance_id": "obj_3",
    "mask_svg": "<svg viewBox=\"0 0 264 264\" xmlns=\"http://www.w3.org/2000/svg\"><path fill=\"white\" fill-rule=\"evenodd\" d=\"M249 72H251V71H249V70H247V69H243V70H241L240 72H238V74H237V76L235 77V83L238 85V87H239V82H240V80L243 78V76L244 75H246L247 73H249ZM240 88V87H239ZM240 90L242 91V92H244L241 88H240ZM264 109V108H263ZM262 109V110H263ZM262 118V117H261ZM226 193H223L222 194V198L221 199H219V200H217L216 202H214V203H212L214 206H218L219 204H221V201H222V199L224 200L226 197Z\"/></svg>",
    "mask_w": 264,
    "mask_h": 264
},
{
    "label": "built area",
    "instance_id": "obj_4",
    "mask_svg": "<svg viewBox=\"0 0 264 264\" xmlns=\"http://www.w3.org/2000/svg\"><path fill=\"white\" fill-rule=\"evenodd\" d=\"M260 167H261V166H260V164H259V165L257 166V168L260 170ZM207 264H209V261H207Z\"/></svg>",
    "mask_w": 264,
    "mask_h": 264
}]
</instances>
